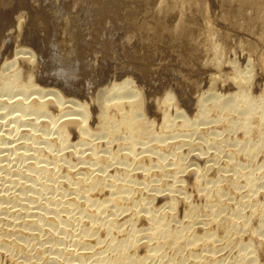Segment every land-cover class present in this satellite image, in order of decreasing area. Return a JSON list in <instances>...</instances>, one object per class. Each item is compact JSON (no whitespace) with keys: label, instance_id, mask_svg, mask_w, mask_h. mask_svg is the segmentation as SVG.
Returning a JSON list of instances; mask_svg holds the SVG:
<instances>
[{"label":"rangeland","instance_id":"obj_1","mask_svg":"<svg viewBox=\"0 0 264 264\" xmlns=\"http://www.w3.org/2000/svg\"><path fill=\"white\" fill-rule=\"evenodd\" d=\"M17 1L13 0V2H14L13 3L12 0H11L12 4H11V7H10V8L14 7L13 11L16 12V13L14 12L15 14H13V16H15L14 18L18 19V20L14 19L15 22H19V21L20 22H22V21L24 22V20H26L24 22L25 25H24L23 22L22 23H23L24 26L31 27V30H30V28H28V29L32 33L36 34V32H37V34H42V35L45 34V37L43 36L45 38L44 39L45 42L42 39H40L42 43L39 42V46L41 44H42V46L45 44V46H43V48H40L41 46L39 47L38 43L37 44H32L30 46L28 41H27V44H26V42H24L25 40L23 39V36L26 37V39H27V35H28L27 31L28 30L25 27H23L22 30L24 31L26 29L25 32L20 34L21 37L18 36L21 40L17 37L19 40L17 39L14 42V43H16L17 41L18 42L20 41L22 44L19 42L20 44L16 43V44H13V46H12V44L8 42L9 47H11V46L12 47L9 48L8 45L6 44L7 48H5V49L9 50V52L7 51L8 52L7 53L6 50H5V52H3L4 54L1 53V55H0V77H1L0 80H2L3 76L6 77V78L7 77L9 78V76L12 77V75L15 74L14 72L17 73L19 70H21V74H22L20 82H18V83L17 82H15V83L12 82V83H10L8 85V87L4 86L2 84L0 85V102H1L0 103V128H1L0 129V137H1V139H0V142H1L0 143V150L5 152L4 153V152L0 151V157H4V158L0 159L1 167L3 165V168L0 167V172L2 174V175H0L2 177V179L0 177V197L5 199V201L2 199V201H1L2 204L0 203L1 207L3 208V209L1 208L2 211L0 212V219L3 217L0 220L1 221L0 222V230L2 229L1 231H3V232L0 231V236H1L2 233H4V234H2L3 236L0 237V248L2 249V250L0 249L1 250L0 252H2L0 254V264H18V263L19 264H28L27 262L30 263L29 257H30V259H33L32 262H34V260L36 261V259H37L36 256H38L37 254L41 250L40 248H43L44 246H47V247H50L51 250L53 249L52 246H50V245H53L52 244L53 240H51L52 242L50 241L49 238H51V237L49 236V234L48 233H44V232H42V231H40L38 229H35L34 227L31 228V229H27V230H29L27 232H31V233H33V232L35 233L36 232V234L33 233L34 234V235H32L33 238L32 237L25 238L26 240L28 239L29 242H28V240L26 241V240L22 239L24 237H21V240H20V238H19L20 235L18 237L17 234L18 233L19 234L23 233L26 230V228L24 227L23 223H21V222L23 220H25V219L26 220L27 219H31V221L33 219L35 221L37 220V218L39 216L37 215L34 218L32 216L33 215V211H36L35 214H37L38 210H36L37 208L35 206L37 205V203H40V202H42V204H43V202L45 201V196L44 195H48V194L52 195V193H53V195L55 194V196H56V194H57V196H60L62 192H63L62 194H64L65 190L67 191L66 193L69 194L67 197H69V196H71L73 194V193L72 194L68 193V190H69V192H71L70 190H72V189H70V188H73V186L76 188L77 184L74 183L75 185H73L71 181L76 179L75 178L76 175L77 176L81 175L80 177H83L82 175L83 174L85 175V173L88 172L87 169L90 167L89 163H87L88 164L87 165V164H85L82 161H83L84 158L86 159L87 157H89L88 160H93L92 159L93 157H91V152L93 151V149L97 148L96 152L99 155V157L102 155L101 158H103L104 163H106L105 161L108 160L107 159L108 157L109 158L111 157V151L112 150H113L112 151V155L116 154L118 149H119V151H118L117 155L119 153L120 154L124 153L126 150L127 151L124 153L125 156L128 153V151L131 152V149H129L130 147L128 148L129 142L131 140L130 133H127L125 130L124 131L122 130L123 132L120 131L118 133L117 138L115 137L116 135L112 136V135L107 134L108 130L106 131V129H107V127L109 128V126L111 124L109 122H107V123H109L110 125L107 124L106 121L108 119H110V118H108V116H104V114L102 115V113L104 112V106H105L104 103L105 104H107V103L110 104L111 103V105H109V107L111 108V106H113L112 108L116 111L118 108L116 109V106L113 105L114 103L112 104V102H115V104H116V102H118L120 100H124L125 102L126 101L128 102V100L130 101V98L134 99L136 94L138 95V94H140L142 92L143 93L146 92L148 94V97H147V94H146V97L148 98V100L149 99L150 100L148 101L146 99V104L147 105L144 104V107L138 108L137 111H136V114H137L136 116L140 120L136 118L137 119L136 123L138 125L135 124V126H136L135 127L136 128L135 134L137 135L136 137H138V138H136V140L138 139L137 140L138 142H136L135 154L139 153V155L137 157H139V160H140V156L142 157V154L144 155L142 158H144L145 155L148 156L149 154L152 153L153 156L152 155H149V156H152V157L155 156L154 157V159H155V158L158 157L156 153L157 152H161L162 147H163V149L165 147H167L165 152L168 153L167 156L168 155L169 156L168 157L165 156L163 158V160H162L163 162H165V167L160 168V167H157V166L154 165L151 168L152 170L150 169L149 172H145L141 168L139 170L136 169V167L139 166V165H137V163L139 164L138 161L124 160L123 158H125V156L122 154L123 155V157H122L119 154L121 157L118 156V158H117L118 160L117 161L111 160L112 164H111V162H110V164L108 163V168H106L107 172H105V171L104 172L106 173L105 176L107 175L106 178H107V180L109 182V185H110L112 183V181H114V180H110V179H113L115 176H117V177H115L116 179L115 178L114 179L115 180L118 179L117 181H119V178H118L119 175L118 174H120V176L123 177L124 174L128 173L129 169L135 168L134 172H131L135 176L131 175V178H128V179H130V181L127 180V181H129L128 182L129 188L125 191V194L127 195V197L125 196V198H127V200L125 199V202H124L125 206L123 205L125 207V209L122 206L123 209H122V207H119V209L121 208L123 210V212H122L121 209L116 211L117 206H115L114 204L109 202L108 199L112 195L111 193H109L110 192L109 190H111V187H109V186L106 189V190L109 191V192L107 191V193H106L105 189L102 190V189H99L98 187L93 189V191L96 190L95 192L90 191V192H92V193H90V195L92 194L91 197H92V199L94 198V204H95V205L90 204L89 206H92V207H90V209L91 210L92 209L93 210L94 209L97 210L96 207L97 208L99 207L100 203H102V200H104V201L107 200L108 204L106 203V205H107L108 211L103 213L102 218H104V216L109 218V215H110L111 218L113 219L114 217L116 218V215H117V219L122 224L123 229H126L127 232H135V233H138V234L144 236L143 233H145V232L147 233V231H144L143 229H145V228H147V226H149V222H148L149 220H147V218H144V217L142 218L141 215H139V217H138V215L135 216V213L137 212V210L138 211L141 210L142 214L144 215L145 214L144 212L146 211V208L150 207V206L152 207L154 205L153 207H156L157 209L159 208V210L161 209L160 211H158L159 215L160 216H164V217H166L168 219L167 220L165 218L171 224V225L169 224L171 228H180V227H183L190 220L189 219L190 214H188V211H189L188 209L189 208H192L190 210H193V211L196 210L198 212V213L196 212L197 215L195 214L196 218H199L198 220H201V219L206 220L205 218H207V215L211 214L210 213V211H211L210 207L208 205H206L208 207L207 208L204 205V203L206 204V201L205 200H204L205 202L203 201V199H204L203 196L205 197V188L207 187L206 189L207 190H212L211 194L213 196L217 197V194L219 193V191H218V193L216 192L217 189L215 190V188L213 186L214 185L213 181L216 180V179L219 180V178H220L219 183L222 186L221 193H223L222 194L223 197L220 198L219 197L220 195H218V197L220 199H222V202L224 201V203H222L223 204L222 208L225 209L224 211H226V213L224 211H223L224 213L221 212L220 215H221L222 218H224V216H227L228 215L227 212H229V211H230L229 214L233 213L234 210H236L235 209L236 204L238 205L239 202H240V205L242 204L241 205L242 207L244 206L243 207L244 209H243V212H240V213L238 212L237 213L238 215H240V216L243 215V214L249 215L248 213H250L251 211L254 213V210H255L257 215H259V218L262 217V216L264 218V214H263L264 213L263 212L264 208L262 210L263 206L259 205L260 203H263L262 201H264V196H260L261 193H259V192L257 193L256 191L250 190L251 187H247V186L245 187L244 186V184H245L244 179H241V178L239 179V175L240 174H237L236 170L234 169V168H236L235 162L236 161L238 162V160L242 161L244 163V165L247 166V167L246 166L244 167V171H249V170L253 169L254 166H257V164L260 165L261 162L264 164V162H263L264 161L263 160V157H264V149H263L264 148V142L263 141L264 140H262V138L264 137V133L263 132L261 133V132H258V131H257L258 133L255 132L256 134L255 133L252 134V135H255L254 137H252V141L248 142V143H250L249 146L251 145L250 146L251 148L252 147H254V148L256 147L258 151H259L260 148L263 149L262 151L260 150L261 152L259 151L260 152V156H261V158H259L260 161H259V159L258 160H252L250 158L246 159V157L247 158L249 157V156H247L248 153L247 152L246 153L239 152V151L236 152L237 154L234 153V155H233V159L234 160L233 159L231 160V158H230L231 156H229L231 154L230 150L231 149L236 150L235 147L237 148V146L240 145L241 141L243 142L245 140V137H243V136H245L243 134L244 133L243 132L244 129H242V127H241L242 123L240 122L239 125H238L239 127L237 126L239 129L236 128L235 126H233L234 125L233 123H234L235 119L236 120L238 119V117L240 116L239 113L242 114L241 112H243V110L239 111V113L237 115V118H236V115H235L237 113H234L233 114L234 116H230L229 118H226V117H223V115L225 113V110H224V108L222 106L217 108V109L214 108V110L212 108L213 107L212 106L213 103L218 101V100H224L226 98L225 101L227 100L226 101L227 103H232V102H234L236 100V98H238L241 95L242 92H240L239 90H241V91L244 90V88H243L244 84L243 85L239 84L241 86L240 87L238 84L235 83V79L236 78L235 79L233 78V77H238V75H240L241 73L243 75H245V74L246 75H252V77H253L252 78L253 80L251 81V82H253V84L250 83V82H249L250 84L245 82V83L249 84V85L245 84L246 87H247V90L249 88V91H251V93L253 91L252 94L257 95L256 97H258V100H260L264 96V71L262 70L261 65H258V61L259 60L257 61V59L260 56V55H257L258 52L261 51V52H259L260 54L262 52H264L263 51L264 50L263 49L264 48V46H263L264 44L259 43V40L257 39L260 36L259 32H262L261 31V27H260L261 25H259L260 24L259 21L262 18V16H259V15L263 14V12H264V10H263L264 0H255V1H253V5H250V7H248L247 4H246L247 6L245 5L246 7L245 6L242 7L241 5L238 4L239 0H235V1L234 0H227V3L225 2L226 0H206V1L205 0H183V1H186L185 3L182 0H176L178 3H175L176 1L174 2L173 0H168V1L172 2V3L174 2L172 4L173 6L171 7V9H169V10H173V11H169L168 10L167 11L168 14H167V12H165V10H163L162 11V15H161V12L159 11V10H161L160 9V4H161L162 0L161 1L160 0L159 1L158 0H150L149 3L148 2L147 3H144V2L142 3L141 2L142 5L140 4L139 0L138 1L137 0L136 1L135 0H104V1L103 0H74V1L73 0H38V1L37 0H32V1H34L33 5H32V1H30V0H28V2L30 4H27L26 0H21L23 2L18 1V3H17ZM39 1H41V2H39ZM179 1H182V3L179 4ZM198 1L201 2V4L203 3V5H202L203 7L201 8V10H199L200 13L197 10V9H199L197 7ZM134 2H136V3H134ZM206 2H208V3H206ZM235 2L238 4V6H237V4ZM260 2H262L261 5L263 7L259 4ZM137 3L140 4L141 8L143 6V8L142 9L141 8L138 9L139 5H137V7H136ZM182 4H184V7L187 5L189 7V9H192L191 11L188 10V9L186 10L187 12H185V13H188L187 16L189 14L190 15L187 18L186 14H185V16L183 17L184 18L183 20L181 18H179L180 16H179V11H178L179 9H181L183 7ZM191 4H192V6H191ZM254 4L257 7H255ZM180 5H182V7ZM208 5H209V8H208ZM259 5H260V7H262V9H260ZM16 6H18V7H16ZM42 6H43L44 11H46V12L42 11L43 10ZM178 6L180 8H177ZM191 7H194V8H191ZM236 7H238V9ZM175 8H177V9L175 10ZM193 9H195V11H193ZM204 9H206V12H205ZM208 9H209V14L207 12ZM257 9L260 12H261V10L263 12H261L259 14ZM37 10H39V11L41 10L44 13V15H42V18H43L42 21L40 20V19H42L41 18L42 12L41 11L39 12ZM202 11L205 12L204 15H203ZM256 11H257V13H255ZM38 12H39V14H38ZM176 12L178 13V17H177ZM22 13H23V15H22ZM36 13H37L38 17H36L37 16ZM54 13H55V15H54ZM166 15H167V17H165ZM207 15H209V16L206 17ZM20 16L23 17V18H21ZM46 16H47V19L45 20L44 17H46ZM110 16L112 18H110ZM18 17H20L21 20H19ZM258 17H261V18H258ZM37 18L41 21V22L39 21L40 23H45L44 26H43L44 28L43 27L42 28L45 29L43 31H47L46 32L47 36H46L45 32H44V34L40 33L42 31L40 30L41 26H39L40 24H39ZM158 18L161 19V20H159ZM185 18H186V20H185ZM255 18L257 19V21H254V20H256ZM177 19L179 21L181 20V22L177 23V21H176ZM47 21H48V23H47ZM253 21H254V23H253ZM158 23H159V25H158ZM48 24H50L49 26H51L54 30L51 27L47 29V27H49V26H47ZM70 24H71V26H70ZM41 25H43V24H41ZM177 25H179L180 27L177 26ZM208 25H210L211 27H212V25H214V27H212V28L216 29V32H215V29H214V32L217 33L216 36L214 37V40L216 42L214 40L213 41L211 40L210 42H212V43H210L206 38L205 39L207 41L203 38L205 36V31H206V28H207L206 26H208ZM102 26H103V28H102ZM175 26H177V27H175ZM253 26H256V27H253ZM252 27H253V29H252ZM257 27L260 28V30L257 29ZM11 29H13V31ZM11 29L7 30V33L8 34L11 33L10 35H14V32H16L15 33V36H16V34H18V33L16 31L17 28H16V26L14 24L11 27ZM33 29H34V31H33ZM178 29H181V30L177 31ZM217 29H219V30H217ZM10 30H11V32H10ZM36 30H38L39 32L36 31ZM75 30H77V31H75ZM79 30H82V31H79ZM99 31H100V33H99ZM174 31L176 33H174ZM116 32H117V34H116ZM127 32H128V34H127ZM179 33H181V34L179 35ZM23 34H25V35H23ZM78 34L84 36L86 38V40L82 41L81 43H79L78 40H77L78 39ZM87 34L88 35L90 34V35L87 36ZM94 34L96 36L100 34L98 36V38L101 39L99 42H95V41L91 40L92 39L91 36H94ZM49 35L52 38H50ZM76 35H77V37H76ZM132 35H134L135 37L132 36ZM73 36H75L77 39L74 38ZM102 36H103V40H102ZM179 36H181V37H179ZM46 37H48V39H47L48 41H50V39H51V41L52 40L53 41L54 40H59L60 42L61 41H63V42L66 41L67 42V43L66 42L63 43V44H65L67 46L66 49H65V45H62L64 47H62L60 45L62 47V50L60 48V51H64V52H61V53L67 55L66 56L67 58H65V56H64L63 58H65V59H61V60H64V62L66 63L65 66L68 63L69 64L67 66L71 65L70 63H72L73 61L76 62V59L80 60L79 57L72 58L73 56L83 55L84 58H86V56H87V59L85 60L86 62H84L85 64L82 63V67H80L81 69H79L78 71L73 69L74 65H77V63L75 64L73 62L74 63V64H72L73 66L71 65L73 68H71L70 66L68 67L70 69H73V71H72L73 72L72 73L73 74V78H74L73 83H74V81H75V83L76 82H79L80 84L82 83L83 85L81 84V86H84V88H86V93H79V92L68 91V90L66 91L64 89H60V87L57 86L58 84L53 82V79H52V81H50L51 78H53L52 77L53 73H55V71L58 70L59 65L56 62L57 64L56 63L55 64H56L57 67L55 65H53L50 68V64L51 63H47V61H46V59L49 58V56H48L49 51H50L49 50L50 49L49 45L52 44L51 41L50 42H46L47 41ZM136 38H137V40H136ZM22 39H23L24 43L22 42ZM253 39L254 40H258V41H256L257 43ZM146 40H148V41H146ZM90 41L95 45V47H94V45L92 43H90ZM217 41L220 42V43H218ZM214 42L217 43V44H213ZM254 44H255V47H254ZM205 45H206V47H205ZM214 45H216V47L219 45L218 48L220 50L214 49V48H216V47H214ZM220 45L221 46L223 45V46L221 47ZM1 46H3V45H1ZM68 46H70V47H68ZM75 46H76V49H75ZM99 46H101V48H99ZM210 46H212V47H210ZM45 47H47V48H45ZM209 47H210V50L208 49ZM37 48L40 49V50H38ZM203 48L206 49L205 52H203L204 51ZM23 49L26 50V52ZM41 49H43V50L41 51ZM46 49H48V50L46 51ZM189 49L192 50V51H189ZM211 49H213V50H211ZM261 49H263V50H261ZM22 50L24 51L23 53L21 52ZM29 50H30L31 53H29ZM66 50H68L67 51L68 54L65 53ZM17 51L19 53H17ZM73 51H74V54H73ZM100 51H101V53H100ZM211 51H216V52L218 51V52L216 53V52H211ZM32 52H34V53H32ZM38 52H40V54ZM93 52H95V53H93ZM16 53H17V55H16ZM41 53H42V55H41ZM30 54L34 55V56H32L33 58L34 57L36 58V64L33 65L34 68H30L31 70L27 69V68H23L25 65H23L21 63V61L19 60V59L22 60L23 59L22 57H24V58L26 56L30 57ZM207 54H208V56H207ZM221 54H223V55H221ZM37 55H38V57H37ZM4 57H6L7 59L4 58ZM43 57H45V58L43 59ZM220 57H222V58H220ZM15 59H17V60H15ZM214 59H216V60H214ZM222 59H223V61H222ZM42 60H43V62H42ZM65 60H67V61H65ZM68 60H69V62H68ZM70 61H72V62H70ZM91 61H92V63H91ZM208 61H209L210 64L208 63ZM39 62H40V64H39ZM32 63H35L34 60H33ZM256 63H257V65H256ZM91 64H92V66H91ZM46 66L48 67V70L46 69ZM216 66H218V67H216ZM84 67H85V69H83ZM215 67H216L217 70L215 69ZM257 67H258V69H257ZM139 68H142L143 71H145V73H146L145 76L147 78V81L145 80L146 78H144V79L142 78V75L140 76ZM211 68H214V69H211ZM251 68H253V69H251ZM36 69H38V70H36ZM208 70H210V71H208ZM238 70L241 71V72H239ZM22 71H24V72H22ZM236 71H238L240 74L237 73ZM252 71H254V72H252ZM250 73H252V74H250ZM261 73H263V74H261ZM29 74H30V76L33 75L35 78L37 77V79H34L35 80L34 81V83H35L34 88L33 87L31 89L28 88V90L26 91V94L24 93L25 95L22 94V92L20 94L21 86L22 85L25 86V84L27 85V83L30 80L29 79V77H30ZM36 74H37V76H36ZM48 74L51 75V76H49ZM41 75H42V78L45 77V79H47V78L49 79V80H46L47 83L45 82V80H43L44 78L41 79ZM254 75H256V76H254ZM57 76H58V74H57ZM38 77H40V78L38 79ZM211 78H212V80H211ZM215 78L219 79L220 83H219L218 80L216 81ZM127 79H130V80H128V81H130L129 84H127L125 87L121 86V83H123L124 80H127ZM220 79L223 80V81H221ZM41 80H43V81H41ZM210 80H211V82H210ZM214 80H215V83L218 82L219 85H217V83L215 84L213 82ZM48 81H50L51 83H49ZM223 82H225V85H224ZM16 83H17V85H15ZM214 84H215V86H217V89L215 88ZM220 84H223V86L220 85ZM36 85L40 88V89L38 88L39 91L41 90L40 93H39V91H37L38 93L35 91L37 89L35 87ZM213 87L216 90H214ZM50 89L53 91V93L50 92L51 91ZM46 90H47L48 94H47ZM166 91L167 92L169 91L168 96H170V100H171V95H173L171 101L173 102V104L174 103L176 104V106H177L176 107V111H175V108H173V107H175L174 106L175 104L171 105L170 101H167L168 103L170 102L169 103L170 106H169V104H167V102L164 104V101H163L162 105L160 103H158L160 98L162 100H164V96L167 94ZM68 92H70V94ZM71 92H73V93H71ZM233 92H235V93H233ZM261 92H262V94L260 95ZM33 93L36 96H38L37 94L46 93L47 96L49 95L48 97L52 96L51 98H53V99L56 98L55 96H57L58 99H59V97H61L60 98L61 100L63 98L64 106L69 109V110H66V111H69V112L71 111V113H73L74 108L77 109V110L75 109L76 112H78V110H80L78 112L79 114L76 113L77 116L78 115L80 116V112H81L82 108L84 109V107H87L86 105H88L89 113L91 112L90 114L87 115V116L90 115V117H89L90 120H88V123H89L88 129L90 130L91 133L88 131L85 136H86L87 141H89V142L91 141L93 144L97 143L99 145L96 144L97 145L96 147L93 145L95 148H91L92 145H91V142H90L91 147H89L90 145L87 142L82 141L80 139L81 137H79L80 134H79L78 126H73V125H70L69 126L70 128L68 127L70 131L73 130V133H72V131L69 132L70 133L69 134V141L67 143H64L63 138H61L58 135V129L57 128H59L58 126H60L61 123L63 124L62 118L60 119V116H61L60 113L63 114V113H67V112L66 111L61 112L60 106H57L58 104H56V103H49V104L47 103L49 105V107H50V108H48V105H47V110H48L47 112L49 113V115H48V113H47V115H44L43 117L40 115L39 117H41V118L38 117L39 113L43 115V113H41V112H37L38 113L37 115L36 114L35 115L34 114L30 115L29 118L32 121V123H31L32 125L31 124H29V125L27 124L25 126L21 125L22 126L20 128L21 131H19L20 130L19 129L20 126L18 127V125H16V123L14 124L12 119H11V116H12L11 113L12 112L16 113L18 110H15V109H19V108H18V105H13L12 106L11 103H13V102L10 103V101H14V100H16L18 98L24 99L25 96H26V98L28 97L29 101L33 102V101H35V99L32 98V97L35 96ZM238 93H239V95H238ZM169 94H171V95H169ZM13 96H14V98H13ZM9 97H10V99H9ZM198 97H199L200 100H198ZM201 98L203 99V101H202ZM229 99H233V100H229ZM116 100H118V101H116ZM70 101L73 104H75V106L72 107L73 104ZM154 101H156V102H154ZM200 101H202V102H200ZM69 102L71 103V107H69V105H70ZM160 102H161V100H160ZM149 103H152L153 105L151 106ZM76 104H77V106L79 105V107H81V109L79 107H77ZM97 104H98V108H97ZM166 104L169 107L168 109H170V110H168L167 113H169V112L171 113V114L169 113L170 117L172 116L171 119L174 120V122L177 120L176 123H174L175 125L173 124V126H174L173 128L172 127L171 128L170 127L169 128L168 127L165 128L164 127L165 124L163 125V123H164L163 122V116H161V114L162 113L164 114L163 111H165V112L167 111V105ZM148 105H149V108L147 107ZM10 106H12V107H10ZM94 106H96V107H94ZM114 106H115V108H114ZM160 106H161V108H160ZM156 107H158V109H160V110H156L157 109ZM170 107L172 109H174V111ZM67 108H65V109H67ZM88 108H87V110H88ZM112 108L110 109L112 111L109 110L110 113L113 112ZM154 108H156V109H154ZM202 108L204 109V112H203ZM12 110H14V111H12ZM138 110H140V111H138ZM161 110H162V112H161ZM217 110H219V111H217ZM100 111H101V113H100ZM18 113H20V112H17L16 114H18ZM199 113H202V114H200V116H199ZM217 113H220V114H217ZM76 114L73 113L71 115H76ZM116 114L118 115V112L114 113L112 115L117 116ZM81 115H83V114H81ZM218 115H221V117L218 116ZM46 116H47L48 119L46 118ZM84 116H86V115H84ZM84 116H80V118H82ZM101 116L102 117L104 116V117L102 118ZM36 117H38V118H36ZM231 117H232V120L235 117V119L233 120V123H230L231 122V119H230ZM34 118H36L37 122H40V120H41V124L40 123L34 124V122H36V120ZM104 118L105 119L108 118V119H106V121H105ZM57 119H59V120H57ZM55 120L57 122V125L56 126H52L53 124H51V122H53V121L55 122ZM146 120H147V122H146ZM90 121H91V123H90ZM143 121H144L145 124L143 123ZM214 121H215V123H214ZM151 122H152L153 125H151ZM183 122L184 123L186 122L187 124L186 123L184 124ZM104 123L107 124L108 126L106 127V125H104ZM149 123H150V125H149ZM181 123L183 125H181ZM7 124H9V125H7ZM12 125H14V126L12 127ZM15 125L17 126V128L15 130L19 129L18 131H15L13 129L15 127ZM184 125H185V127H184ZM10 127H12L11 129L13 131H11ZM72 127H73V129H72ZM75 127H77V128H75ZM163 128H165V129H163ZM183 128H184V130H183ZM195 128H196V130H195ZM7 129H9V131H11V132H7L8 131ZM235 129H237V130H235ZM31 131H32V133H31ZM188 131H189V133H188ZM3 132H4V134H3ZM5 132H7V133L5 134ZM174 132L177 133V134L173 135ZM77 133L79 134V136L77 135ZM179 133H180V135H179ZM209 133H210V135H209ZM217 133H219L220 135L217 134ZM7 134L8 135L10 134L9 136H11V137H9ZM163 134L164 135L166 134V136H164ZM177 135H179V136H177ZM5 136H6V138L8 140L5 138ZM35 136H36V138H35ZM110 136H112L113 138L110 137ZM3 137H4V140L2 139ZM173 137H175V138H173ZM52 138H53V140H52ZM111 138L114 139V141L115 140L116 141L115 142L112 141ZM45 139H46V141H47V139H49V141H47V143H46ZM259 140H261L262 143ZM3 141H6L8 143L4 144ZM80 141H81V143H80ZM87 144H88V146H87ZM6 145H7V147L9 145L13 149L10 150V147H9L8 151L7 150L6 151L3 150V149L6 148V147H4ZM225 145H227V146H225ZM233 145H235V146H233ZM259 145H261V146H259ZM217 146H219V147H217ZM83 147H84L85 150L83 149ZM87 147H89V148H87ZM147 147H148V149H147ZM79 148H81V149H79ZM142 148L143 149L146 148V152H145V149L143 150ZM14 149H16V151H13ZM52 149H53V151H52ZM75 149L76 150L78 149L79 151H74ZM82 149L85 152H86V150L88 152L85 153ZM89 149L90 150L92 149V150L90 151ZM81 150L86 155H87V153L89 155H87V157H85V154H83ZM97 150H99L100 152H98ZM171 150H173V151H171ZM201 150H203L204 152L201 151ZM19 152H20V154H19ZM74 152H76V153L78 152V153L75 154ZM199 152H201L202 154H200ZM174 153H176V154H174ZM227 153L228 154L230 153V154L227 155ZM35 154H37V155H35ZM59 154H60L62 159L57 157V156H54V155H59ZM172 154H174V155H172ZM34 155H35V157L38 156V159L40 157H42L44 159V157H45V161L48 160L49 164L51 163L50 165L49 164H47V165L51 166V169L54 172L52 171L53 173H46L45 174V172L42 171L43 173L42 172L36 173L32 169H29V168H32L33 165H35L36 162L39 161V160L35 159ZM80 155L81 156L83 155L84 158L81 157ZM93 156H94V154H93ZM185 156H187V157H185ZM52 157H54V158H52ZM105 157H107V158H105ZM63 158H64V160H63ZM142 158H141L140 162H142L143 164H148V158L149 157H146L147 160H144L145 158L144 159H142ZM4 159H6V160H4ZM80 159H82V160H80ZM49 160L52 161V162H50ZM65 160H66V162H65ZM114 161H115V163H114ZM150 162H149V164H150ZM173 162H174V164H172ZM230 163H231V165H230ZM42 164H46V162H44L43 160H40V165H42ZM73 164H74V166H73ZM179 164H180V166H178V167H180V169L178 168V172L176 171L177 172L176 173L174 169H176L177 168L176 166L179 165ZM186 164H187V166H186ZM232 164L235 165L234 168H233L234 165H232ZM27 165H30L32 167H30V166L28 167ZM76 165L78 166V168H79V166L81 167L80 168V172L81 173H79L78 168H75ZM82 166H84V167H82ZM191 166H193V167H191ZM68 167L74 168V170L76 169L78 171V172L75 171V173L77 172V174H75V173H74V175L72 174L74 179L70 178V180L73 179L70 182H69V179L67 180V177H66L67 175H65L70 170V168H68ZM83 168L85 170H87V172H85V170ZM186 168H188V169H186ZM210 168H212V169H210ZM6 170H8V171H6ZM71 170H73V169H71ZM82 170H84V171H82ZM180 170H181L182 174L179 173ZM182 170H183V172H182ZM185 170H187L188 172L185 171ZM192 170L197 171V173L199 172L198 175L195 174V172L193 174H191L190 171L193 172ZM18 171H20L23 176H20L18 174ZM140 171H141V174H140ZM262 172H264V169H263ZM26 173H27V175H28V177L30 179L28 177L24 176V174L26 175ZM39 173H42V174H40V177H39L40 179L37 181V183L32 184V180L34 179L33 176L34 175H38L39 176ZM175 173H176L177 176L175 175ZM88 174H89V172H88ZM88 174H86V175H88ZM108 174L110 175V177L108 176ZM86 175L84 177L87 178ZM199 175H200L201 179L203 178L202 180L200 178H198ZM233 176H235V177H233ZM121 177H120V180H122ZM178 177L181 178V180ZM224 177H226V178H224ZM262 178H258L257 179V183L259 182V180H260V182L262 181V183H259V185H260L259 189H261V187L263 186L262 188L264 190V183H263L264 182V177H262ZM193 179H194L195 183L192 182ZM231 179L233 180L234 183H232ZM178 180H180V181L178 182ZM200 180H201L202 183L200 182ZM175 181H176L177 184L175 183ZM21 182H23V183H21ZM119 182H117V183H119ZM149 182L152 185L155 184L157 186H152L151 185L153 188H151V186L148 187L146 183H149ZM196 182H198L199 184L197 183V185H195ZM121 183H123V180H122ZM173 183H174V186L176 185L175 187L177 188V190L174 189V192H177L176 195L179 197V193H180V196L184 195L183 197L185 199L188 197L186 200H188L189 202L186 201L185 199H183V197H179L180 199L177 202L178 203V206H177L178 209L176 208L177 210H175L173 212L174 214L171 215L170 214L171 211H169L171 209L168 208V207H171L169 205L170 204V201H169L170 199L168 200V198H170V196L166 192L170 191V190H167V189L172 188V184ZM178 183L179 184L181 183V184L178 185ZM190 183L191 184L193 183L192 186H191ZM23 184H25V185L23 186ZM144 184H145V186H144ZM170 184H171V186H170ZM186 184H187V186H186ZM189 184H190V186H188ZM28 185H32L31 186L32 188L34 186L35 191H34V189H33V191L29 190V189L27 190L26 187ZM168 185L170 187H167ZM177 185H178V187H177ZM202 185H204L203 186L204 190L202 189ZM70 186H72V187H70ZM198 186H200V187H198ZM158 187L160 189H156ZM161 187L163 189L165 188L166 190H163ZM238 187L241 188V189L243 188L242 190L240 189V191H239L240 194L238 193V190H239ZM23 189H24V191H23ZM52 189L53 190L56 189L57 192H55V191L53 192ZM155 189L158 190V191L156 192ZM200 189H202V190H200ZM100 190L102 192H100ZM164 191H165V193H164ZM198 191L199 192L202 191V192L199 193ZM23 192H24V194H23ZM174 192H173V195L175 194ZM26 193H28L27 197L25 195ZM58 193H59V195H58ZM157 193L158 194L162 193V195H164V196H161V195L159 196ZM224 193H225V195H224ZM1 194H3V195H1ZM41 194H43V195H41ZM166 194L169 197L168 196L166 197ZM200 194H202V197H201ZM247 195H248V197L251 196L249 198H252V199H249L247 197ZM2 196H4V197H2ZM30 196L33 198V201H32V198ZM18 197H19V199H18ZM42 197H43V199H42ZM95 197L97 198V201H96L97 202V206H96V203H95V200H96ZM154 197L156 198V200L154 199ZM253 197H255V198H253ZM261 197H263V200H261ZM105 198H107V199H105ZM161 198H163L164 200L161 199ZM247 198H248L249 201L247 200ZM258 198L260 199V201H259ZM226 199H228V200H226ZM256 199L259 202V204L257 202L256 203L254 202V201H256ZM34 200H37V202L36 201L34 202ZM79 200L82 203H84V200L86 201V199L81 200V198H79ZM180 200L183 203L182 202L180 203ZM241 200L244 203H242ZM167 201H168L169 204H167ZM250 201L251 202L253 201V202L251 203ZM12 202H14V203H12ZM98 202H100V203H98ZM90 203H91V201H90ZM131 203L134 204L133 205L134 207H135L136 203H138V204L140 203L141 205L139 204L140 206L137 207L138 209H135L136 207L135 208L133 206H132V208L130 207ZM21 204H23V205H21ZM111 204H112V206H111ZM185 204H186V206H185ZM224 204H225L226 207L224 206ZM192 205H193V207H192ZM22 206H23V208H22ZM93 206L95 208H93ZM187 207H189V208H187ZM13 210H14V212H13ZM261 210H262V212H261ZM5 211H7V213ZM10 211L12 212V214H14V215L16 214V215L15 216L14 215L11 216V214H10L11 212ZM112 211H115V212H112ZM26 212H30L29 216H28V213H26ZM126 212H128V213H126ZM190 212L191 211H189V213ZM252 212H251V214H252ZM45 213H46V211H45ZM30 214H32V215H30ZM47 214H49V217L52 216V213H47ZM165 214H167V215L165 216ZM64 215H65V213H64ZM131 218H132V220H131ZM259 218H257V216H256L257 220H254V219H253V221L251 220V225H253L255 227L257 226V228H258L257 232L255 233V236L253 235L254 237L253 236L251 237L252 234H250V231L248 230V228L246 229V228H242L240 226H235L234 229H232L231 231L230 230H229V232L227 231L230 234H228L225 230H222L220 228V226H218V225H217L218 227H217L216 230H215V228H216L215 226L216 225L212 226L213 224L208 223L206 226H207V229L209 227L208 230H211V227H212L215 230V232L217 231L216 233H219V235L221 236L220 237L221 240L223 238V240L222 241L220 240L217 244L221 248L224 246L222 248L223 250L221 252H223L222 254L225 256V258H227V256H228L227 260L229 261V260H233L232 258H234V255L235 256L236 255L239 256V254L241 253V250H239V249L241 248V246L243 244L246 245V242L248 244L249 242L253 241L251 244L254 247L258 248L260 246L259 243L261 241L262 242L264 241V226H260V227L258 226L259 225L258 223H260ZM177 219H178V221H177ZM64 221L65 220L62 221L63 223L62 222L60 223L58 220H56L54 224L55 225H57V223H58V225L61 224L60 225L61 227L62 226H63V228L66 227V228H68V230L69 229L70 230L74 229V225H72V223H70V222L68 223V220L66 221V223H64ZM45 222L47 223V221H45ZM9 223H10V225H9ZM46 223H44V224L46 225ZM240 224L241 223H239L238 225H240ZM67 225H68V227H67ZM124 225H126V226H124ZM200 225L203 228L205 227L203 224H200ZM46 226H45V228L51 227V225H49V223ZM71 226H73V227H71ZM133 227H135V228H133ZM128 228L129 229L131 228V230H129ZM203 228L200 229V227H199V229H197L196 231H198V233L201 234L200 232H203ZM136 229H139V230H136ZM235 229H236V231L239 230L240 232L239 231L236 232ZM16 230L18 232H16ZM56 230H58V229H56ZM214 230H211V231H214ZM11 231H14L12 233H14L15 235H13L11 233ZM223 231H225L229 236ZM38 232L41 234L40 237H39V233ZM43 233H44V235H43ZM102 233L103 232H101L98 236H101V240L102 239L104 240V241H102V244H100V245L102 247H105L107 245V242H108V237L106 235H104V233L103 234ZM146 233H145V235H146ZM222 234L227 235V238L224 235H222ZM239 234H240V236H239ZM11 235H13V237ZM115 235L118 236V237L119 236L120 237L123 236V235L122 236L119 235V233H115ZM15 236H17L19 238L20 246L18 248H16V247L14 248L13 247L14 249L11 248L13 250H11L9 248L10 251L8 250V248L5 249V246H7V242L9 241V239L16 238ZM98 236H96V238L100 239V237H98ZM7 237L8 238L10 237V238L8 239ZM106 238H107V241H106ZM45 239L47 240V243H46ZM22 240H24V241H22ZM144 240H146V238ZM94 241H97V240L94 239ZM103 242L106 243V244H104ZM26 243L27 244L29 243V244L27 245ZM4 244H6V245H4ZM255 244H256V246H255ZM142 245H143L144 249L142 248ZM144 245L145 244L142 241L141 247H139L140 249L137 250V252L135 253L134 257L139 258V257L144 256L146 254V248H145ZM238 246H239V248H238ZM3 249H4V251H3ZM52 251L49 252V248L46 249V251H44V253H42V259H40V261L37 259L36 264L37 263L38 264L39 263L43 264L45 262H47V264H48L49 260H51V258L54 259V257L58 259V262L63 260V261L60 262V263L63 262V264H64V261H65V264L66 263L67 264L80 263L79 262L80 260H78L77 258L76 259L74 258L75 260H73V258H71V260H73L74 262L71 261V260L70 261H66V259H64V258L66 257L65 255H68L67 251L63 252V250H62V254L59 251L60 256L58 254L54 253L56 256L58 255L57 257L52 253ZM110 251H111V253L107 252V254L109 256H111L113 254L112 250H110ZM237 251H239L240 253L238 254ZM24 252H25V254L27 253V256H28L27 258H26V256H23ZM172 252H171V250H169L168 254L169 253H171V254L168 255L169 257H167V256H165V258L163 257L164 258L163 261L164 260L167 261V259L170 260V256L171 257L174 256V254ZM63 253H64V256H62ZM48 255H50V257ZM53 255H54V257H53ZM153 256H154L153 260H151L150 259L151 257H149L148 261L145 260L147 263H145V261H144V264H154L156 262V259H155L156 257H157V260L159 259V261H157V263L161 264L160 262H162L161 261L162 257L158 258V255H152V257ZM59 258H60V260H59ZM136 258H134V259H136ZM258 260H259L257 262L258 264H264V254L263 253L261 254V257H259ZM60 263H58V264H60ZM109 263H107V264H109ZM110 264H112V263H110ZM132 264H137V263L134 262Z\"/></svg>","mask_w":264,"mask_h":264},{"label":"bare ground","instance_id":"obj_2","mask_svg":"<svg viewBox=\"0 0 264 264\" xmlns=\"http://www.w3.org/2000/svg\"><path fill=\"white\" fill-rule=\"evenodd\" d=\"M15 1H17V0H15ZM18 1H21V0H18ZM18 1H17V3H18ZM27 1V4H30L29 2H28V0H26ZM30 1H32V0H30ZM38 1V0H37ZM74 1V0H73ZM104 1V0H103ZM136 1V0H135ZM138 1V0H137ZM140 1V4L142 5V3L144 2V3H149L150 2V0H139ZM159 1V0H158ZM161 1V0H160ZM174 2L176 1V0H173ZM183 1V0H182ZM182 1H179V4L180 3H182ZM206 1V0H205ZM235 1V0H234ZM253 1H255V0H239V5H241L242 7L243 6H245L246 4L248 5V7H250V5H253ZM12 2H13V0H12ZM21 2H23V1H21ZM25 2V1H24ZM39 2H41V1H39ZM49 2V1H48ZM60 2V1H59ZM76 2V1H75ZM122 2V1H121ZM142 2V3H141ZM173 2V3H174ZM184 3L186 2V1H183ZM193 2V1H192ZM212 2V1H211ZM226 3H227V0L225 1ZM237 2V1H236ZM235 2V3H236ZM257 2V1H256ZM14 3V2H13ZM33 3H34V1H32V5H33ZM134 3H136V2H134ZM172 2H170V1H168V0H162L161 1V4H160V9L161 10H159L160 12H161V15H162V11L163 10H165V12H167L169 9H171V7L173 6L172 4H173ZM175 3H178L177 1L175 2ZM188 3V2H187ZM206 3H208V2H206ZM221 3V2H220ZM234 3V2H233ZM261 3L262 2H260L259 4L261 5ZM0 44L1 45H3V46H1L0 45V55H1V53H3V52H5V48H7V45H8V42L9 43H11L12 44V46H13V44H16V43H18V44H20L18 41L16 42V43H14L15 42V40H17L19 37L18 36H20V34H22L23 32H25V30L27 29L28 31H27V33H28V35H27V39H26V37H24L23 36V39L25 40L24 42H26V44H27V41H28V43H29V45L31 46L32 44H37L38 43V46H39V42L40 43H42L41 42V40L40 39H42V40H44L45 38V34H44V32L46 33L47 31H43V30H45V29H43L44 27V24L45 23H40L42 20H43V18H42V15H44V13L43 12H46V11H44V9H43V6H42V14H41V18L42 19H38L37 18V20H38V22H39V26H41V31L42 32H40V33H43L44 35H42V34H37V32L36 31H38V30H36L35 32H36V34L35 33H32L30 30H31V27H29V26H24L25 25V21L26 20H24V25H23V23L22 22H15V20L14 19H16V18H14L15 16H13V14H15L16 12L15 11H13V8H10L11 7V0H0ZM36 4V3H35ZM43 4V3H42ZM51 4V3H50ZM140 4L139 3H137L136 4V7H137V5H139V8L138 9H140L141 7H140ZM159 4V3H158ZM237 4V3H236ZM238 4H237V6H238ZM264 4V3H263ZM21 5V4H20ZM25 5V4H24ZM47 5V4H46ZM182 5H183V7H182ZM182 5H180L182 8L181 9H179L178 11H179V18H181L182 20L184 19L183 17L185 16V14H186V17L188 18V16L190 15H188L187 16V14L188 13H185V12H187L186 10L188 9V10H192V9H189V7L186 5L185 7H184V4H182ZM203 5V3L201 4V2H199L198 1V3H197V7L199 8V9H197L198 11L199 10H201V8L203 7L202 6ZM246 5V6H247ZM255 5V4H254ZM260 5H259V7H260ZM14 6V5H13ZM27 6V5H26ZM25 6V7H26ZM31 6V5H30ZM135 6V5H134ZM145 6V5H144ZM191 6H192V4H191ZM194 6V5H193ZM206 6V5H205ZM236 6V5H235ZM245 6V7H246ZM262 6V5H261ZM16 7H18V6H16ZM22 7V6H21ZM40 7V6H39ZM95 7V6H94ZM114 7V6H113ZM188 7V8H187ZM196 7V6H195ZM213 7V6H212ZM255 7H257L256 5H255ZM263 7V6H262ZM262 7H260V9H262ZM35 8V7H34ZM73 8V7H72ZM98 8V7H97ZM134 8V7H133ZM142 8H143V6H142ZM141 8V9H142ZM177 8H180L179 6L177 7ZM177 8H175V10L177 9ZM191 8H194V7H191ZM208 8H209V5H208ZM237 9H238V7H236ZM16 9V8H15ZM14 9V10H15ZM32 9V8H31ZM49 9V8H48ZM154 9V8H153ZM156 9V8H155ZM159 9V8H158ZM207 9V8H206ZM206 9H204L205 10V12H206ZM89 10V9H88ZM97 10V9H96ZM105 10V9H104ZM108 10V9H107ZM258 10V9H257ZM263 10H264V7H263ZM31 11V10H30ZM37 11H39V10H37ZM39 11V12H40ZM63 11V10H62ZM93 11V10H92ZM169 11H173V10H169ZM193 11H195V9H193ZM197 11V12H198ZM15 12V13H14ZM39 12H38V14H39ZM107 12V11H106ZM118 12V11H117ZM205 12H203L202 11V13H203V15H204V13ZM208 14H209V9H208ZM258 12H259V14L261 13V12H263L262 10H261V12L258 10ZM21 13V12H20ZM25 13V12H24ZM33 13V12H32ZM93 13V12H92ZM95 13V12H94ZM115 13V12H114ZM119 13V12H118ZM171 13V12H170ZM173 13V12H172ZM199 13H200V11H199ZM198 13V14H199ZM255 13H257V11L255 12ZM35 14V13H34ZM137 14V13H136ZM135 14V15H136ZM167 14H168V12H167ZM176 14H177V17H178V13L176 12ZM207 14V13H206ZM20 15V14H19ZM22 15H23V13H22ZM26 15V14H25ZM36 15H37V13H36ZM35 15V16H36ZM46 15V14H45ZM54 15H55V13H54ZM59 15V14H58ZM103 15V14H102ZM111 15V14H110ZM158 15V14H157ZM160 15V14H159ZM31 16V15H30ZM29 16V17H30ZM116 16V15H115ZM173 16V15H172ZM199 16V15H198ZM209 15H207L206 17H208ZM259 16H262V18L261 17H258V18H261L260 19V21H259V25H261L260 27H261V31L262 32H259L260 34V36L257 38L258 40H259V43H262V44H264V12H263V14H261V15H259ZM21 17V16H20ZM18 17L19 18V20H21V18H23V17ZM27 17V16H26ZM28 17V18H29ZM36 17H38V15L36 16ZM35 17V18H36ZM101 17V16H100ZM121 17V16H120ZM165 17H167V15L165 16ZM256 17V16H255ZM34 18V19H35ZM45 18V20L47 19V16L46 17H44ZM61 18V17H60ZM110 18H112L111 16H110ZM126 18V17H125ZM178 18V19H179ZM190 18V17H189ZM193 18V17H192ZM201 18V17H200ZM199 18V19H200ZM204 18V17H203ZM210 18V17H209ZM257 18V17H256ZM255 18V19H256ZM103 19V18H102ZM159 19V18H158ZM166 19V18H165ZM176 20L177 21V23L179 22H181V20L179 21V20ZM194 19V18H193ZM16 20H18V19H16ZM33 20V19H32ZM159 20H161V19H159ZM185 20H186V18H185ZM208 20V19H207ZM51 21V20H50ZM49 21V22H50ZM191 21V20H190ZM206 21V20H205ZM204 21V22H205ZM254 21H257V19L256 20H254ZM254 21H253V23H254ZM160 22V21H159ZM203 22V23H204ZM211 22V21H210ZM16 23V24H15ZM47 23H48V21H47ZM97 23V22H96ZM133 23V22H132ZM176 23V24H177ZM183 23V22H182ZM207 23V22H206ZM212 23V22H211ZM258 23V22H257ZM13 24L16 26V31H17V33L18 34H16V36H15V33L16 32H14V35H10V34H8L7 33V30H9V29H11V27L13 26ZM38 24V23H37ZM41 24H43V25H41ZM53 24V23H52ZM94 24V23H93ZM130 24V23H129ZM136 24V23H135ZM175 24V25H176ZM210 24V23H209ZM29 25V24H28ZM36 25V24H35ZM50 24H48L47 26H49ZM80 25V24H79ZM97 25V24H96ZM109 25V24H108ZM158 25H159V23H158ZM181 25V24H180ZM205 25V24H204ZM258 25V24H257ZM256 25V26H257ZM57 26V25H56ZM70 26H71V24H70ZM177 26H179V25H177ZM177 26H175V27H177ZM256 26H253V27H256ZM9 27V28H8ZM23 27H25L26 29L23 31L22 29H23ZM43 27V28H42ZM46 27V26H45ZM51 26H49V27H47V29L48 28H50ZM107 27V26H106ZM115 27V26H114ZM180 27V26H179ZM207 28H206V31H205V36L203 37L204 39L206 38L209 42L212 40H214V37L216 36V34L217 33H215L216 32V29H215V32H214V29L212 28V27H214V25H212V27L210 26V25H208V26H206ZM253 27H252V29H253ZM28 28H30V30L28 29ZM35 28V27H34ZM52 28V27H51ZM59 28V27H58ZM98 28V27H97ZM102 28H103V26H102ZM101 28V29H102ZM111 28V27H110ZM134 28V27H133ZM132 28V29H133ZM46 29V30H47ZM53 29V28H52ZM72 29V28H71ZM115 29V28H114ZM175 29V28H174ZM183 29V28H182ZM256 29V28H255ZM257 29H259L260 30V28H258L257 27ZM256 29V30H257ZM12 31H13V29H11ZM11 30H10V32H11ZM54 30V29H53ZM73 30V29H72ZM126 30V29H125ZM173 30V29H172ZM181 29H178L177 31H180ZM217 30H219V29H217ZM255 30V31H256ZM258 30V31H259ZM33 31H34V29H33ZM75 31H77V30H75ZM79 31H82V30H79ZM85 31V30H84ZM104 31V30H103ZM120 31V30H119ZM176 31V30H175ZM174 31V33H176ZM39 32V31H38ZM87 32V31H86ZM90 32V31H89ZM184 32V31H183ZM182 32V33H183ZM220 32V31H219ZM75 33V32H74ZM78 33V32H77ZM98 33V32H97ZM99 33H100V31H99ZM104 33V32H103ZM138 33V32H137ZM258 33V32H257ZM64 34V33H63ZM81 34V33H80ZM80 34H78V39L76 38L77 37V35H76V37L75 36H73L74 38H76L77 40H78V42L79 43H81L82 41H85L86 40V38L84 37V36H82V35H80ZM85 34V33H84ZM83 34V35H84ZM111 34V33H110ZM116 34H117V32H116ZM127 34H128V32H127ZM141 34V33H140ZM181 33H179V35H180ZM204 34V33H203ZM23 35H25V34H23ZM90 35V34H89ZM88 34H87V36H89ZM100 35V34H99ZM99 35H95L94 34V36H91V40L92 41H95V42H99L101 39L100 38H98V36ZM130 35V34H129ZM44 36V37H43ZM46 36H47V33H46ZM86 36V35H85ZM104 36V35H103ZM103 36H102V40H103ZM132 36H134V35H132ZM176 36V35H175ZM203 36V35H202ZM18 37V38H17ZM21 37V36H20ZM49 37L50 38H52L50 35H49ZM65 37V36H64ZM72 37V38H73ZM135 37V36H134ZM179 37H181V36H179ZM178 37V38H179ZM90 38V37H89ZM108 38V37H107ZM20 39V38H19ZM18 39V40H19ZM23 39H22V42H23ZM48 39V37H46V40ZM64 39V38H63ZM62 39V40H63ZM205 39V40H206ZM217 39V38H216ZM21 40V39H20ZM88 40V39H87ZM120 40V39H119ZM129 40V39H128ZM127 40V41H128ZM136 40H137V38H136ZM204 40V41H205ZM206 40V41H207ZM254 40V39H253ZM258 40H254L255 42L256 41H258ZM50 41H51V39H50ZM50 41H46V42H50ZM146 41H148V40H146ZM215 41V40H214ZM220 41V40H219ZM23 42V43H24ZM44 42H45V40H44ZM66 41H59V40H52L51 41V43L52 44H50L49 46V54H48V56H49V58L48 59H46V61H47V63H51L50 64V68H51V66H53V65H55L56 66V64L58 63V65H59V68H58V70H56L55 71V73H53V78H51V80L50 81H52V79H53V82L54 83H57L58 85L57 86H59L60 87V89H64V90H68V91H75V92H79V93H86V88H84V86H81V84L79 83V82H76L75 83V81H74V83H73V80H74V78H73V69H75L76 71H78L79 69H81L80 67H82V63H84V62H86L85 60L87 59V56H86V58H84L83 57V55H76V56H73L72 58H77V57H79V59L80 60H78V59H76V62H74L73 60V62L76 64L77 63V65H74V68L72 67L73 65L72 64H74L72 61H70V62H72V63H70L71 65H69L71 68H73V69H70V68H68L69 66H65V62H64V60H61V59H65V58H67L66 56L67 55H65V54H62L61 52H64V51H60V48H61V50H62V47H64V46H62V45H65V44H63V43H65ZM76 42V41H75ZM102 42V41H101ZM185 42V41H184ZM216 42V41H215ZM213 43V44H217V43ZM218 42V41H217ZM67 43V42H66ZM74 43V42H73ZM90 43H92L91 41H90ZM89 43V44H90ZM124 43V42H123ZM146 43V42H145ZM210 43H212V42H210ZM209 43V44H210ZM218 43H220V42H218ZM257 43V42H256ZM7 44V45H6ZM22 44V43H21ZM69 44V43H68ZM72 44V43H71ZM83 44V43H82ZM93 44V43H92ZM160 44V43H159ZM176 44V43H175ZM190 44V43H189ZM244 44V43H243ZM25 45V44H24ZM62 47H61V46ZM94 45V44H93ZM92 45V46H93ZM193 45V44H192ZM251 45V44H250ZM249 45V46H250ZM6 46V47H5ZM11 46V47H12ZM18 46V45H17ZM16 46V47H17ZM41 46V47H40ZM39 47L40 48H43V46H45V44L42 46V44L40 45ZM48 46V45H47ZM86 46V45H85ZM136 46V45H135ZM221 46V45H220ZM223 46V45H222ZM221 46V47H222ZM264 46V45H263ZM8 47H9V45H8ZM11 47H9V48H11ZM23 47V46H22ZM35 47V46H34ZM68 47H70V46H68ZM94 47H95V45H94ZM204 47V46H203ZM205 47H206V45H205ZM204 47V48H205ZM208 47V46H207ZM210 47H212V46H210ZM210 47L208 48L209 50H210ZM214 47H216V45H214ZM219 45L216 47V48H214V49H218V50H220L219 48ZM254 47H255V44H254ZM15 48V47H14ZM45 48H47V47H45ZM67 48V46L65 45V49ZM73 48V47H72ZM88 48V47H87ZM93 48V47H92ZM99 48H101V46H99ZM109 48V47H108ZM114 48V47H113ZM112 48V49H113ZM203 48V49H204ZM3 49V50H2ZM19 49V48H18ZM38 49V48H37ZM64 49V48H63ZM75 49H76V46H75ZM89 49V48H88ZM179 49V48H178ZM188 49V48H187ZM193 49V48H192ZM240 49V48H239ZM264 49V48H263ZM263 49H261V50H263ZM24 50V49H23ZM21 51L22 53L25 51L26 52V50H24V51ZM28 50V49H27ZM38 50H40V49H38ZM43 49H41V51H42ZM48 49H46V51H47ZM94 50V49H93ZM99 50V49H98ZM97 50V51H98ZM128 50V49H127ZM195 50V49H194ZM205 50L206 49H204V51L203 52H205ZM211 50H213V49H211ZM9 52V50H6V52ZM20 51V50H19ZM67 51L68 50H66V54H68L67 53ZM78 51V50H77ZM87 51V50H86ZM89 51V50H88ZM135 51V50H134ZM161 51V50H160ZM172 51V50H171ZM184 51V50H183ZM189 51H192V50H190L189 49ZM188 51V52H189ZM238 51V50H237ZM264 51V50H263ZM7 52V53H8ZM35 52V51H34ZM34 52H32V53H34ZM76 52V51H75ZM79 52V51H78ZM187 52V51H186ZM195 52V51H194ZM197 52V51H196ZM211 52H216V51H211ZM218 52V51H217ZM216 52V53H217ZM242 52V51H241ZM259 52H261V51H259ZM258 52V54L257 55H260L259 56V58L257 59V61H258V65H261V68H262V70L264 71V52H262L261 54ZM17 53H19L18 51H17ZM17 53H16V55H17ZM29 53H31L30 52V50H29ZM39 54H40V52H38ZM47 53V52H46ZM80 53V52H79ZM93 53H95V52H93ZM100 53H101V51H100ZM225 53V52H224ZM234 53V52H233ZM250 53V52H249ZM4 54V53H3ZM36 54V53H35ZM73 54H74V51H73ZM81 54V53H80ZM119 54V53H118ZM123 54V53H122ZM133 54V53H132ZM182 54V53H181ZM187 54V53H186ZM252 54V53H251ZM256 54V53H255ZM15 55V54H14ZM41 55H42V53H41ZM40 55V56H41ZM47 55V54H46ZM89 55V54H88ZM121 55V54H120ZM188 55V54H187ZM186 55V56H187ZM221 55H223V54H221ZM32 56H34V55H31L30 54V57H22L23 59L21 60V59H19L20 61H21V63L23 64V65H25L23 68H27V69H30V68H34L33 67V65L34 64H36V58L34 59ZM47 56V57H48ZM65 56V58H63ZM189 56V55H188ZM207 56H208V54H207ZM211 56V55H210ZM219 56V55H218ZM256 56V55H255ZM15 57V56H14ZM19 57V56H18ZM37 57H38V55H37ZM214 57V56H213ZM257 57V56H256ZM4 58H6V57H4ZM17 58V57H16ZM21 58V57H20ZM33 58V59H32ZM45 57H43V59H44ZM71 58V57H70ZM118 58V57H117ZM139 58V57H138ZM180 58V57H179ZM182 58V57H181ZM220 58H222V57H220ZM226 58V57H225ZM224 58V59H225ZM7 59V58H6ZM103 59V58H102ZM217 59V58H216ZM216 59H214V60H216ZM15 60H17V59H15ZM24 60V61H23ZM33 60H34V62L35 63H32L33 62ZM39 60V59H38ZM37 60V61H38ZM61 60V61H60ZM95 60V59H94ZM97 60V59H96ZM99 60V59H98ZM209 60V59H208ZM41 61V60H40ZM63 61V62H62ZM65 61H67V60H65ZM122 61V60H121ZM212 61V60H211ZM222 61H223V59H222ZM250 61V60H249ZM4 62V61H3ZM7 62V61H6ZM16 62V61H15ZM24 62V63H23ZM42 62H43V60H42ZM57 62V63H56ZM68 62H69V60H68ZM89 62V61H88ZM97 62V61H96ZM99 62V61H98ZM213 62V61H212ZM216 62V61H215ZM220 62V61H219ZM246 62V61H245ZM5 63V62H4ZM17 63V62H16ZM56 63V64H55ZM91 63H92V61H91ZM208 63H209V61H208ZM218 63V62H217ZM229 63V62H228ZM253 63V62H252ZM260 63V64H259ZM20 64V63H19ZM39 64H40V62H39ZM85 64V63H84ZM111 64V63H110ZM149 64V63H148ZM210 64V63H209ZM17 65V64H16ZM131 65V64H130ZM129 65V66H130ZM214 65V64H213ZM253 65V64H252ZM255 65V64H254ZM256 65H257V63H256ZM36 66V65H35ZM40 66V65H39ZM84 66V65H83ZM90 66V65H89ZM91 66H92V64H91ZM90 66V67H91ZM101 66V65H100ZM112 66V65H111ZM110 66V67H111ZM209 66V65H208ZM219 66V65H218ZM218 66H216V67H218ZM224 66V65H223ZM238 66V65H237ZM14 67V66H13ZM45 67V66H44ZM43 67V68H44ZM57 67V66H56ZM88 67V66H87ZM89 67V68H90ZM99 67V66H98ZM216 67H215V69H216ZM220 67V66H219ZM253 67V66H252ZM256 67V66H255ZM22 68V67H21ZM77 68V69H76ZM128 68V67H127ZM206 68V67H205ZM224 68V67H223ZM46 69L48 70V67L46 66ZM57 69V68H56ZM83 69H85V67L83 68ZM88 69V68H87ZM211 69H214V68H211ZM219 69V68H218ZM231 69V68H230ZM248 69V68H247ZM251 69H253V68H251ZM250 69V70H251ZM255 69V68H254ZM257 69H258V67H257ZM2 70V69H1ZM31 70V69H30ZM36 70H38V69H36ZM172 70V69H171ZM217 70V69H216ZM237 70V69H236ZM256 70V69H255ZM260 70V69H259ZM81 71V70H80ZM83 71V70H82ZM207 71V70H206ZM208 71H210V70H208ZM213 71V70H212ZM239 71V70H238ZM236 71L237 73H239V72H241V71ZM257 71V70H256ZM261 71V70H260ZM259 71V72H260ZM22 72H24V71H22ZM109 72V71H108ZM139 72H140V76L142 75V78L144 79V78H146V73H145V71H143V69L142 68H139ZM214 72V71H213ZM244 72V71H243ZM252 72H254V71H252ZM15 73V74H14ZM13 74L14 75H12V77L11 76H9V78L7 77H4L3 76V78H2V80H0V85L2 84V85H4V86H7L8 87V85L10 84V83H15V82H20V79H21V76H22V74H21V70H19L17 73L16 72H14ZM41 73V72H40ZM50 73V72H49ZM76 73V72H75ZM78 73V72H77ZM123 73V72H122ZM228 73V72H227ZM245 73V72H244ZM27 74V73H26ZM45 74V73H44ZM57 74H58V76H57ZM104 74V73H103ZM169 74V73H168ZM211 74V73H210ZM209 74V75H210ZM240 74V73H239ZM242 74V73H241ZM238 75V77H233L234 79H235V83L236 84H244V86L246 87V85L245 84H247V83H252L253 84V82H251L253 79V77H252V75ZM250 74H252V73H250ZM261 74H263V73H261ZM47 75V74H46ZM49 75V74H48ZM78 75V74H77ZM92 75V74H91ZM106 75V74H105ZM108 75V74H107ZM213 75V74H212ZM29 76H30V74H29ZM36 76H37V74H36ZM40 76V75H39ZM49 76H51V75H49ZM228 76V75H227ZM254 76H256V75H254ZM26 77V76H25ZM93 77V76H92ZM104 77V76H103ZM214 77V76H213ZM230 77V76H229ZM1 78V77H0ZM40 77H38V79H39ZM44 78V79H43ZM42 78V75H41V79H43V80H45V82H46V80H49L48 78L47 79H45V77H43ZM73 78V79H72ZM107 78V77H106ZM117 78V77H116ZM131 78V77H130ZM231 78V77H230ZM29 82L27 83V85L25 84V86L24 85H20L21 86V90H20V94H21V92H22V94H26V91L28 90V88H34V85H35V83H34V79H37V77L35 78L33 75H31L30 77H29ZM94 79V78H93ZM122 79V78H121ZM216 79V81L218 80L219 81V79H217V78H215ZM255 79V78H254ZM43 80H41V81H43ZM128 80H130V79H127V80H124V82L123 83H121V86H126L127 84H129V82L130 81H128ZM146 81H147V78L145 79ZM211 80H212V78H211ZM211 80H210V82H211ZM221 80V79H220ZM229 80V79H228ZM232 80V79H231ZM39 81V80H38ZM50 81H48L49 83H51ZM118 81V80H117ZM132 81V80H131ZM207 81V80H206ZM221 81H223V80H221ZM209 82V83H210ZM214 83H215V80L213 81ZM245 82H247V83H245ZM17 83L15 84V85H17ZM47 83V82H46ZM207 83V82H206ZM217 83V85H219L218 84V82H216ZM215 83V84H216ZM219 83H220V81H219ZM224 83V85H225V82H223ZM249 83V84H250ZM38 84V83H37ZM43 84V83H42ZM88 84V83H87ZM213 84V83H212ZM215 84H214V86H215ZM249 84H247V85H249ZM51 85V84H50ZM83 85V84H82ZM89 85V84H88ZM220 85H222L223 86V84H220ZM14 86V85H13ZM19 86V85H18ZM114 86V85H113ZM117 86V85H116ZM240 86V85H239ZM243 86V88H244V90H239L240 92H242L241 93V95L238 97V98H236V100L234 101V102H232V103H227L226 101H225V99L224 100H218V101H216V102H214L213 103V110H214V108L215 109H217V108H219V107H223L224 108V110H225V113H224V115H223V117H226V118H229L230 116H234L233 114L234 113H237V114H235L236 115V118H237V115H238V113H239V111L240 110H243V112H241L242 114H240L239 113V117H238V119L236 120L235 119V117L233 118V120L235 119V121H234V123H233V120H232V117L230 118L231 119V122L230 123H233L234 125L233 126H235L236 128H238L239 126V123L241 122L242 123V129H244V135L245 136H243V137H245V140L242 142L241 141V143H240V145H238L237 146V148L235 147V149L236 150H234V149H229L231 152V154L229 155L228 153H227V155H229V156H231L230 158H231V160L233 159V155H234V153H236L237 151H239V152H244V153H248L247 154V156H249L248 158L246 157V159H252V160H258L259 158H261V156H260V152L264 149H261L260 147V149H259V151L257 150V148L255 147H250L249 146V144L250 143H248V142H250V141H252V137H254L255 135H252V134H254L255 132H263L264 133V96L260 99V100H258V97H256L257 95H255V94H252L253 93V91H252V93H251V91H249V88H248V90H247V87L245 88ZM2 87V86H1ZM37 89L39 88L37 85L35 86ZM238 87V86H237ZM241 87V86H240ZM15 88V87H14ZM50 88V87H49ZM55 88V87H54ZM116 88V87H115ZM214 88V87H213ZM215 88L217 89V86H215ZM214 88V90H216ZM251 88V87H250ZM262 88V87H261ZM4 89V88H3ZM35 90L36 92L37 91H39V89L38 90ZM141 89V88H140ZM240 89V88H239ZM263 89V88H262ZM51 90V89H50ZM114 90V89H113ZM130 90V89H129ZM137 90V89H136ZM139 90V89H138ZM25 91V92H24ZM30 91V90H29ZM45 91V90H44ZM88 91V90H87ZM126 91V90H125ZM41 92V90L39 91V93ZM46 92H47V90H46ZM51 93H53V91L51 90L50 91ZM55 92V91H54ZM121 92V91H120ZM127 92V91H126ZM125 92V93H126ZM167 92V91H166ZM214 92V91H213ZM238 92V91H237ZM38 93V92H37ZM67 93V92H66ZM69 94H70V92H68ZM71 93H73V92H71ZM149 93V92H148ZM151 93V92H150ZM168 93H169V91L167 92V94L164 96V100H162L161 98H160V100H161V102H160V100H159V102L158 103H160L161 105L163 104V101H164V104L167 102V101H170L169 103L172 105L173 104V102L171 101L172 100V96L173 95H171V94H169V95H171V100H170V96H168ZM171 93V92H170ZM211 93V92H210ZM233 93H235V92H233ZM24 94V95H25ZM29 94V93H28ZM34 94V93H33ZM47 94H48V92H47ZM47 94L46 93H42V94H37L38 96H36L35 94V96L34 97H32V98H34L35 99V101H33V102H31V101H29L28 100V97L26 98V96H25V98L24 99H22V98H18V99H16V100H14V101H10V103L11 102H13V103H11L12 104V106L13 105H18V108L19 109H15V110H18L17 112H20V113H18V114H16L15 112H12V111H14V110H12L11 112V119H12V121H13V123L15 124L16 123V125H18V127H19V129L22 127L21 125H29V124H31L32 123V121L30 120V115H37L38 113L37 112H41V113H43V115L42 114H38V117L41 115L42 117L44 116V115H47V105L49 104V103H56V104H58L57 106H60V110H61V112H64V111H66V110H69L67 107H65L64 106V100H63V98H62V100L60 99L61 97H59V99H58V97L57 96H55L54 98L55 99H53V98H51V97H48L47 96ZM55 94V93H54ZM146 92L145 93H140V94H136V96H135V98L133 99H131L130 98V101L128 100V102L126 101H124V100H120V101H118V100H116V101H118V102H116V104H115V102H112V104L113 105H115L116 106V111L112 108L113 106H111V108L113 109V112L114 113H117L118 112V115L117 116H114V115H112V114H114L113 112H111L110 113V111H112V110H110L111 108L109 107V105H111V101L109 102L110 104H105L104 103V112L102 113V115L104 114V116H108V118H110V119H108V118H106V119H108L107 121H106V119H105V121H106V123L107 122H109V123H107V124H109L110 126H109V128L107 127L108 125L107 124H105L104 123V125H106V127H107V129H106V131L108 130V132H107V134H109V135H112V136H115L116 138H117V136H118V133L120 132V131H126L127 133H130V135H131V140H130V142H129V146H128V148L129 149H131V152L130 151H128V153L126 154V156L124 155V153L127 151H125L124 153H119L122 157H123V155L125 156V158H123L124 160H134V161H138L139 162V164L137 163V165H139V166H137L136 167V169H142L143 171H145V172H149L150 171V169L155 165V166H157V167H160V168H162V167H165V162H163L162 160H163V158L166 156V157H168L167 156V154L168 153H166L165 152V150H166V148L167 147H165L164 149H163V147H162V150H161V152H157L156 154H157V158H155L154 159V157H152L153 155H152V153L151 154H149V155H152V156H146L145 155V159L144 158H142L144 155L142 154V157L140 156V160H139V157H137L138 155H139V153L138 154H135V148H136V142H138L137 140H136V138H138V137H136L137 135L135 134V130H136V126H135V124H137L136 122H137V119H139V118H137V114H136V111H137V109L138 108H141V107H144V104H146V99L148 100V94H147V97H146ZM216 94V93H215ZM262 94V92L260 93V95ZM62 95V94H61ZM72 95V94H71ZM128 95V94H127ZM206 95V94H205ZM228 95V94H227ZM238 95H239V93H238ZM255 95V96H254ZM60 96V95H59ZM63 96V95H62ZM175 96V95H174ZM236 96V95H235ZM24 97V96H23ZM204 97V96H203ZM221 97V96H220ZM227 97V96H226ZM13 98H14V96H13ZM233 98V97H232ZM235 98V97H234ZM9 99H10V97H9ZM12 99V98H11ZM74 99V98H73ZM91 99V98H90ZM123 99V98H122ZM202 99V98H201ZM70 100V99H69ZM127 100V99H126ZM150 100V99H149ZM148 100V101H149ZM152 100V99H151ZM157 100V101H158ZM174 100V99H173ZM198 100H200L199 99V97H198ZM229 100H233V99H229ZM73 101V100H72ZM202 101H203V99H202ZM202 101H200V102H202ZM71 102V101H70ZM69 102V107H71V103ZM83 102V101H82ZM108 102V101H107ZM153 102V101H152ZM154 102H156V101H154ZM1 103V102H0ZM35 103V104H34ZM48 103V104H47ZM68 103V102H67ZM78 103V102H77ZM85 103V102H84ZM87 103V102H86ZM93 103V102H92ZM168 102H167V104H169ZM73 104V103H72ZM151 106L153 105L152 103H149ZM166 104V105H167ZM170 104H169V106H170ZM175 104V103H174ZM173 104V105H174ZM203 104V103H202ZM10 105V104H9ZM53 105V104H52ZM147 105V104H146ZM156 105V104H155ZM4 106V105H3ZM12 106H10V107H12ZM73 106H75V104H73L72 105V107ZM76 106H77V104H76ZM85 106V105H84ZM87 107H84V109L82 108V110H81V112H80V116H84V115H86V116H84V117H82V118H80V116L78 117L77 116V114H79L78 112L80 111V110H78V112H76L75 111V109L76 108H74V110H73V113H77L76 115H71V114H73V113H71V111L69 112V111H66L67 113H60V119L62 118V121H63V124L61 123L60 124V126H58L59 128H57L58 129V135L61 137V138H63V141H64V143H67L68 141H69V132H71L72 131V133H73V130H69V126L70 125H73V126H78V128H79V134H80V136H79V134L77 133V135L79 136V137H81L80 139L82 140V141H85V142H87L89 145H90V142L89 141H87V139H86V134H87V132L89 131L90 132V130L88 129V125H89V123H88V120H90V115L89 116H87L88 114H90L89 113V108H88V105H86ZM115 106H114V108H115ZM175 107H173V108H175V111H176V104L174 105ZM56 107V106H55ZM77 107H79V105L77 106ZM90 107V106H89ZM94 107H96V106H94ZM148 108H149V105L147 106ZM154 107V106H153ZM179 107V106H178ZM16 108V107H15ZM48 108H50L49 107V105H48ZM65 108H67V109H65ZM80 109H81V107H79ZM87 108H88V110H87ZM97 108H98V104H97ZM101 108V107H100ZM103 108V107H102ZM147 108V109H148ZM157 108V109H156ZM156 108H154V109H156V110H160V109H158V107H156ZM160 108H161V106H160ZM165 108V107H164ZM163 108V109H164ZM169 107H168V105H167V111L165 112V111H163L164 112V114L162 115L161 114V116H163V125L165 124V128H173L174 126H173V124L174 123H176V121L174 122V120H172L171 119V117H170V114L169 113H167L168 112V110H170V109H168ZM171 108V107H170ZM209 108V107H208ZM13 109V108H12ZM96 109V108H95ZM152 109V108H151ZM162 109V110H163ZM172 109V108H171ZM6 110V109H5ZM72 110V109H71ZM77 110V109H76ZM92 110V109H91ZM102 110V109H101ZM110 110V111H109ZM142 110V109H141ZM162 110H161V112H162ZM173 111H174V109H172ZM201 110V109H200ZM202 110H203V112H204V109L202 108ZM201 110V111H202ZM94 111V110H93ZM138 111H140V110H138ZM178 111V110H177ZM217 111H219V110H217ZM88 112V113H87ZM147 112V111H146ZM159 112V111H158ZM185 112V111H184ZM198 112V111H197ZM202 112V113H203ZM216 112V111H215ZM46 113V114H45ZM100 113H101V111H100ZM202 113H199V116H200V114H202ZM5 114V113H4ZM9 114V113H8ZM81 114H83V115H81ZM176 114V113H175ZM217 114H220V113H217ZM48 115H49V113H48ZM100 116V115H99ZM103 116V117H104ZM175 116V115H174ZM218 116H220L221 117V115H218ZM38 117H36V118H38ZM49 117V116H48ZM57 117V116H56ZM89 119H88V118ZM102 117V116H101ZM102 117V118H103ZM36 118H34L35 120H36ZM39 118H41V117H39ZM46 118H47V116H46ZM59 118V117H58ZM137 118V119H136ZM48 119V118H47ZM179 119V118H178ZM205 119V118H204ZM212 119V118H211ZM33 120V119H32ZM57 120H59V119H57ZM140 120V119H139ZM47 121V120H46ZM94 121V120H93ZM150 121V120H149ZM221 121V120H220ZM223 121V120H222ZM230 121V120H229ZM97 122V121H96ZM95 122V123H96ZM146 122H147V120H146ZM191 122V121H190ZM8 123V122H7ZM11 123V122H10ZM12 123V124H13ZM38 124V123H40L41 124V120H40V122H37V120H36V122H34V124ZM49 123V122H48ZM90 123H91V121H90ZM142 123V122H141ZM143 123H144V121H143ZM184 123V122H183ZM186 123V122H185ZM184 123V124H185ZM208 123V122H207ZM214 123H215V121H214ZM51 124H53L52 126H56L57 125V122H56V120H55V122L53 121V122H51ZM145 124V123H144ZM187 124V123H186ZM255 124V125H254ZM7 125H9V124H7ZM15 125V127L13 128L14 130L17 128V126ZM32 125V124H31ZM138 125V124H137ZM149 125H150V123H149ZM151 125H153L152 124V122H151ZM175 125V124H174ZM181 125H183L182 123H181ZM180 125V126H181ZM189 125V124H188ZM192 125V124H191ZM14 125H12V127H13ZM238 126V127H237ZM12 127H10V129L12 128ZM69 127V128H68ZM100 127V126H99ZM104 127V126H103ZM105 127V128H106ZM139 127V126H138ZM183 127V126H182ZM184 127H185V125H184ZM240 127V128H241ZM9 128V127H8ZM75 128H77V127H75ZM165 128H163V129H165ZM1 129V128H0ZM18 129V130H19ZM24 129V128H23ZM72 129H73V127H72ZM213 129V128H212ZM239 129V128H238ZM8 131L7 132H11V131H13L12 129H11V131H9V129H7ZM18 130H15V131H18ZM41 130V129H40ZM75 130V129H74ZM104 130V129H103ZM183 130H184V128H183ZM186 130V129H185ZM195 130H196V128H195ZM235 130H237V129H235ZM19 131H21V129L19 130ZM45 131V130H44ZM92 131V130H91ZM122 131V132H123ZM7 132H5V134L7 133ZM29 132V131H28ZM78 132V131H77ZM105 132V131H104ZM139 132V131H138ZM137 132V133H138ZM176 132V131H175ZM174 132V134L173 135H175V134H177V133H175ZM187 132V131H186ZM257 132V133H258ZM31 133H32V131H31ZM38 133V132H37ZM91 133V132H90ZM101 133V132H100ZM106 133V132H105ZM185 133V132H184ZM188 133H189V131H188ZM212 133V132H211ZM242 133V132H241ZM3 134H4V132H3ZM2 134V135H3ZM11 134V133H10ZM9 134V135H10ZM13 134V133H12ZM41 134V133H40ZM95 134V133H94ZM97 134V133H96ZM217 134H219V133H217ZM236 134V133H235ZM256 134V133H255ZM8 135V134H7ZM8 135V136H9ZM34 135V134H33ZM92 135V134H91ZM164 135V134H163ZM179 135H180V133H179ZM179 135H177V136H179ZM209 135H210V133H209ZM220 135V134H219ZM25 136V135H24ZM23 136V137H24ZM76 136V135H75ZM108 136V135H107ZM112 136H110V137H112ZM164 136H166V134L164 135ZM263 136V135H262ZM9 137H11V136H9ZM8 137V138H9ZM31 137V136H30ZM56 137V136H55ZM54 137V138H55ZM58 137V136H57ZM74 137V136H73ZM129 137V136H128ZM140 137V136H139ZM172 137V136H171ZM5 138H6V136H5ZM14 138V137H13ZM35 138H36V136H35ZM47 138V137H46ZM49 138V137H48ZM91 138V137H90ZM113 138V137H112ZM111 138V140L112 141H114V139H112ZM173 138H175V137H173ZM179 138V137H178ZM256 138V137H255ZM262 138V137H261ZM0 139H1V137H0ZM3 140H4V137L2 138ZM7 139V138H6ZM5 139V140H6ZM94 139V138H93ZM106 139V138H105ZM166 139V138H165ZM171 139V138H170ZM202 139V138H201ZM208 139V138H207ZM237 139V138H236ZM8 140V139H7ZM52 140H53V138H52ZM89 140V139H88ZM98 140V139H97ZM174 140V139H173ZM195 140V139H194ZM215 140V139H214ZM242 140V139H241ZM262 140H264V137L262 138ZM11 141V140H10ZM45 141H46V139H45ZM47 141H49V139H47ZM47 141H46V143H47ZM111 141V142H112ZM116 141V140H115ZM114 141V142H115ZM172 141V140H171ZM209 141V140H208ZM213 141V140H212ZM228 141V140H227ZM230 141V140H229ZM259 141H261V140H259ZM4 142V144H7L8 142H6V141H3ZM6 142V143H5ZM106 142V141H105ZM177 142V141H176ZM240 142V141H239ZM254 142V141H253ZM258 142V141H257ZM264 142V141H263ZM1 143V142H0ZM11 143V142H10ZM50 143V142H49ZM80 143H81V141H80ZM84 143V142H83ZM82 143V144H83ZM117 143V142H116ZM127 143V142H126ZM232 143V142H231ZM261 143H262V141H261ZM3 144V143H2ZM88 144H87V146H88ZM97 143H95V144H93L92 142H91V145H92V147H91V145L89 146V147H91V148H95L97 145H99V144H97ZM105 144V143H104ZM109 144V143H108ZM112 144V143H111ZM208 144V143H207ZM223 144V143H222ZM221 144V145H222ZM236 144V143H235ZM252 144V143H251ZM257 144V143H256ZM255 144V145H256ZM95 147H94V146ZM192 145V144H191ZM263 145V144H262ZM41 146V145H40ZM66 146V145H65ZM148 146V145H147ZM199 146V145H198ZM216 146V145H215ZM225 146H227V145H225ZM233 146H235V145H233ZM259 146H261V145H259ZM3 147V146H2ZM4 147H6L5 149H3V150H9V145H8V147H7V145L6 146H4ZM14 147V146H13ZM89 147H87V148H89ZM122 147V146H121ZM144 147V146H143ZM217 147H219V146H217ZM16 148V147H15ZM19 148V147H18ZM45 148V147H44ZM64 148V147H63ZM77 148V147H76ZM103 148V147H102ZM140 148V147H139ZM13 148H11L10 147V150H12ZM35 149V148H34ZM79 149H81V148H79ZM83 149H84V147H83ZM82 149V150H83ZM97 149V148H96ZM96 149H93V151L91 152V157H93L92 159L93 160H88V158L89 157H87V155H89L88 153H87V155L85 154L86 152H88L87 150H86V152L85 153H83V151H82V153L83 154H85V157H87L86 159L84 158V156L82 155H80L81 157H83L82 159H83V161L82 162H84L85 164H87V163H89V168L87 169L88 170V172H89V174H88V172H87V170H85L84 168V170H85V172H87V173H85V175L86 174H88V175H86L87 176V178L86 177H84L85 175L83 174L82 176L83 177H80V176H77L76 175V179H74V177H73V175H74V173H75V171H77L76 169L74 170V168H70V167H68V168H70V170H69V172L67 173V174H65V175H67L66 177H67V180L69 179V182L71 181V180H73V181H71L72 182V184L73 185H75L74 183H76L77 185V187L75 188L74 186H73V188H70V189H72V190H70L71 192H69V190H68V193H70V194H72L71 196H69V197H67L69 194H67L66 192V190H65V192H64V194H62L61 193V195L60 196H57V194H56V196H55V194L53 195V193H52V195H50V194H48V195H44L45 196V203L43 202V204H42V202H40V203H37V205L35 206L36 208V210H38V212H37V214H35L36 213V211H33V215L32 214H30V215H32L34 218L38 215L39 217L37 218V220L35 221L34 219V221L32 220L31 221V219H25V220H23L21 223H23V225H24V227L26 228V230H25V232H23V233H18L17 234V236L19 237V235H20V240H21V237H24V238H22V239H24V240H26L25 238H29V237H32L33 238V236L32 235H34V234H36V232L33 234V233H31V232H27V231H29V230H27V229H31V228H35V229H38V230H40V231H42V232H44V233H48L49 234V236L51 237V238H49L50 239V241L51 240H53V245H50V246H52V250L50 249V247H47V246H44L43 248H40L41 250H40V252L37 254L38 256H36V258L40 261V259H42V253H44V251H46V249H48L49 248V252H51L52 251V253L54 254H58L59 256H60V254H59V251H60V253L62 254V250H63V252L64 251H67V253H68V255H65L66 257L64 258V259H66V261H70L71 260V258H73V260H75L76 258L78 259V260H80L79 262L80 263H77V264H107V263H112V264H132V263H134V262H136L137 264H144V261L145 260H149L148 258L149 257H151L150 259L151 260H153V258H154V256L152 257V255H158V258H161L162 257V262H160L161 264H258L257 262L259 261L258 259H259V257H261V254L263 253L264 254V241L262 242H260L259 243V247L258 248H256V247H254L251 243L253 242H249L248 244H247V242H246V245L245 244H243L242 246H241V248L239 249V250H241V253L239 252V251H237L238 252V254H239V256L238 255H234V258H232L233 260H227L228 259V256H227V258H225V256L222 254L223 252H221L223 249V247L221 248V247H219V245L217 244L220 240H221V236L219 235V233H216L215 232V230L217 229V227L218 226H220V228L222 229V230H225L226 232L228 231L229 232V230L231 231L232 229H234V227L235 226H240V227H242V228H248V230L250 231V234H252L251 235V237L254 235L255 236V233L257 232V230H258V228H257V226L255 227V226H253V225H251V220L253 221V219L254 220H257L256 219V216H257V218H259V215H257V213H256V211L254 210V213L252 212V214H251V212L250 213H248L249 215H246V214H243V215H238L237 213L239 212H243V207L240 205V202L238 203V205L236 204V207H235V209L237 210H234V212L233 213H230L229 214V212H227V216H224V218H222L221 217V212H223L225 209H223L222 208V206H223V204L222 203H224V201L222 202V199H220L221 197H223V193H221V189H222V186L220 185V183H219V180H220V178H219V180L218 179H216V180H214L213 182H214V188H215V190H216V192L218 193V191H219V193L217 194V197H215V196H213L212 194H211V192H212V190H207L205 187V197L203 196V201L205 200L206 201V204L204 203V205L206 206V205H208L209 207H210V209H211V211H210V213L211 214H209V215H207V218H205L206 220H203V219H201V220H198L199 218H196V210H190V209H192V208H189V207H187V208H189L188 210L189 211H191L190 213H189V211H188V214H190V216H189V221L183 226V227H180V228H171L170 227V223L167 221L168 219L166 218V217H164V216H160L159 215V213H158V211H160L159 210V208L157 209L156 207H145L146 208V211L144 212L145 214L143 215L142 214V211L140 210V211H138L137 210V212L135 213V216H137L138 215V217H139V215H141V217L143 218H147V220H149L148 222H149V226H147V228H145V229H143L144 231H147V233H146V235H145V233H143L144 234V236H142V235H140V234H138V233H135V232H127L126 231V229H123V226H122V224L118 221V219H117V215H116V218L114 217L113 219L111 218V216L109 215V218H107V217H105L104 216V218H102V216H103V213H105V212H107L108 211V208H107V205H106V203L108 204V201L107 200H102V203H100V202H98V203H100V205H99V207L97 208L96 207V209L97 210H91L90 209V207H92V206H89L90 204H92V205H95L94 204V198L92 199V194L90 195V193H92V192H90V191H93V189L94 188H96V187H98L99 189H102V190H104L105 189V191H106V193H107V191L108 190H106L107 189V187L109 186V187H111V190H109L108 192L109 193H111L112 195L110 196V198L108 199L109 200V202L110 203H112V204H114L115 206H117V208H116V211H118V210H120L119 209V207H122L123 205H124V202H125V199L127 200V198H125V196L127 197V195L125 194V191L129 188V184H128V182L130 181V179H128V178H131V175H133V176H135L134 174H132L131 172H134V170H135V168H132V169H129V171H128V173H126V174H124V176L123 177H121L120 176V174H118L119 176H118V178H119V181H117V180H115L116 178L115 177H117V176H113L112 178L113 179H110V180H114V181H112V183L109 185V182H108V180H107V178H106V176H105V172H107L106 171V168H108V163L110 164V162H111V164H112V161L111 160H115V161H117L118 159V156H120L119 154L117 155V153H118V151H119V149H118V151H117V153L116 154H113L112 155V151H111V157L109 158H107V157H105V158H107L108 160L107 161H105L106 163H104V160H103V158H101V156L99 157V155L97 154V152H96ZM108 149V148H107ZM125 149V148H124ZM128 149V150H129ZM143 149V148H142ZM145 149V152H146V148H144ZM143 149V150H144ZM147 149H148V147H147ZM153 149V148H152ZM178 149V148H177ZM200 149V148H199ZM90 150V149H89ZM92 150V149H91ZM90 150V151H91ZM175 150V149H174ZM1 151V150H0ZM13 151H16V149H14ZM36 151V150H35ZM49 151V150H48ZM52 151H53V149H52ZM65 151V150H64ZM63 151V152H64ZM74 151H79L78 149L76 150H74ZM80 151V152H81ZM89 151V152H90ZM98 152H100L99 150H97ZM121 151V150H120ZM148 151V150H147ZM153 151V150H152ZM157 151V150H156ZM171 151H173V150H171ZM201 151H203V150H201ZM1 152H4V151H1ZM73 152V151H72ZM123 152V151H122ZM204 152V151H203ZM207 152V151H206ZM220 152V151H219ZM228 152V151H227ZM5 153V152H4ZM14 153V152H13ZM17 153V152H16ZM58 153V152H57ZM75 154H77L76 152H74ZM81 153V154H82ZM106 153V152H105ZM137 153V152H136ZM173 153V152H172ZM180 153V152H179ZM200 154H202L201 152H199ZM19 154H20V152H19ZM80 154V153H79ZM78 154V155H79ZM93 154H94V156H93ZM123 154V155H122ZM147 154V153H146ZM174 154H176V153H174ZM174 154H172V155H174ZM178 154V153H177ZM206 154V153H205ZM213 154V153H212ZM237 154V153H236ZM262 154V153H261ZM3 155V154H2ZM6 155V154H5ZM35 155H37V154H35ZM35 155H34V157H35ZM44 155V154H43ZM49 155V154H48ZM204 155V154H203ZM202 155V156H203ZM4 156V155H3ZM54 156H57V157H59V158H61V156H60V154L59 155H54ZM120 156V157H121ZM6 157V156H5ZM146 157H149L148 158V164H143L142 162H140L141 161V158L142 159H144V160H147L146 159ZM185 157H187V156H185ZM2 158H4V157H0V159H2ZM25 158V157H24ZM23 158V159H24ZM50 158V157H49ZM52 158H54V157H52ZM104 158V159H105ZM200 158V157H199ZM7 159V158H6ZM6 159H4V160H6ZM9 159V158H8ZM27 159V158H26ZM35 159L36 160H39L38 162H36L35 163V165H33V167L32 166H30V165H27L28 167L30 166V167H32V168H29V169H32L33 171H35L36 173H38V172H45V174L46 173H53L54 171L51 169V166H48L47 164H49V162H48V160L47 161H45V157H44V159L42 158V157H40L39 159H38V156H36L35 157ZM62 159V158H61ZM67 159V158H66ZM71 159V158H70ZM82 159H80V160H82ZM120 159V158H119ZM239 159V158H238ZM40 160H43L44 162H46V164H42V165H40ZM63 160H64V158H63ZM152 162H150V161ZM203 160V159H202ZM230 160V159H229ZM234 160V159H233ZM263 160H264V157H263ZM262 160V161H263ZM23 161V160H22ZM50 161V160H49ZM56 161V160H55ZM115 161H114V163H115ZM122 161V160H121ZM165 161V160H164ZM236 161V160H235ZM259 161H260V159H259ZM50 162H52V161H50ZM54 162V161H53ZM58 162V161H57ZM63 162V161H62ZM65 162H66V160H65ZM68 162V161H67ZM81 162V163H82ZM133 162V161H132ZM149 162H150V164H149ZM264 162V161H263ZM60 163V162H59ZM120 163V162H119ZM126 163V162H125ZM167 163V162H166ZM233 163V162H232ZM260 163V162H259ZM262 163V162H261ZM260 163V165H258L257 164V166H254V168L253 169H251V170H249V171H244V167L246 166V165H244V163L242 162V161H239L238 160V162L236 161L235 162V164H236V168H234L235 167V165L234 164H232V165H234L233 166V168L236 170V172H237V174H240L239 175V179L241 178V179H244V182H245V184H244V186L246 187H251L250 188V190H252V191H256L257 193L259 192V193H261V195L260 196H264V190H263V186L261 187V189H259V183H262V181L260 182V180H259V182L257 183V179L258 178H262V177H264V172H262L263 171V169H264V164L262 163L261 164ZM15 164V163H14ZM51 164V163H50ZM49 164V165H50ZM72 164V163H71ZM78 164V163H77ZM172 164H174V162L172 163ZM183 164V163H182ZM6 165V164H5ZM84 165V164H83ZM88 165V164H87ZM120 165V164H119ZM189 165V164H188ZM214 165V164H213ZM230 165H231V163H230ZM63 166V165H62ZM73 166H74V164H73ZM72 166V167H73ZM86 166V165H85ZM167 166V165H166ZM178 166H180V164L179 165H177L176 167V169H174L175 170V172L177 171L178 172V168L180 169V167H178ZM186 166H187V164H186ZM185 166V167H186ZM0 167H1V165H0ZM7 167V166H6ZM59 167V166H58ZM82 167H84V166H82ZM189 167V166H188ZM191 167H193V166H191ZM214 167V166H213ZM247 167V166H246ZM1 168H3V165H2V167ZM8 168V167H7ZM67 168V169H68ZM75 168H78V166L76 165V167ZM80 166H79V168H78V170H79V173H81L80 172ZM156 168V167H155ZM197 168V167H196ZM195 168V169H196ZM62 169V168H61ZM60 169V170H61ZM64 169V168H63ZM71 169H73V170H71ZM183 169V168H182ZM186 169H188V168H186ZM210 169H212V168H210ZM226 169V168H225ZM229 169V168H228ZM2 170V169H1ZM11 170V169H10ZM58 170V169H57ZM84 170H82V171H84ZM122 170V169H121ZM152 170V169H151ZM198 170V169H197ZM6 171H8V170H6ZM53 171V172H52ZM64 171V170H63ZM104 173H103V172ZM124 171V170H123ZM142 171V172H143ZM172 171V170H171ZM185 171H187V170H185ZM193 172H191L190 171V173L191 174H193L194 172H195V174H197L198 175V173H197V171H194V170H192ZM209 171V170H208ZM228 171V170H227ZM25 172V171H24ZM23 172V173H24ZM42 172V173H43ZM60 172V171H59ZM78 172V171H77ZM77 172L75 173V174H77ZM102 172V173H101ZM125 172V171H124ZM176 172V173H177ZM182 172H183V170H182ZM188 172V171H187ZM186 172V173H187ZM235 172V171H234ZM5 173V172H4ZM42 173H39V176L38 175H32L33 176V180H32V184H34V183H37V181L40 179L39 177H40V174H42ZM176 173H175V175H176ZM179 173H181V170L179 171ZM7 174V173H6ZM18 174L20 175V176H23L22 175V173L20 172V171H18ZM30 174V173H29ZM55 174V173H54ZM73 174V175H72ZM116 174V175H117ZM140 174H141V171H140ZM182 174V173H181ZM189 174V173H188ZM187 174V175H188ZM201 174V173H200ZM0 175H2L1 174V172H0ZM53 175V174H52ZM122 175V174H121ZM202 175V174H201ZM220 175V174H219ZM236 175V174H235ZM24 176H26V177H28V175H27V173H26V175L24 174ZM57 176V175H56ZM60 176V175H59ZM108 176L110 177V175L108 174ZM139 176V175H138ZM162 176V175H161ZM173 176V175H172ZM177 176V175H176ZM223 176V175H222ZM1 177V176H0ZM48 177V176H47ZM64 177V176H63ZM120 177L122 178V180H123V183H121L122 182V180H120ZM137 177V176H136ZM141 177V176H140ZM202 177V176H201ZM216 177V176H215ZM233 177H235V176H233ZM29 178V177H28ZM45 178V177H44ZM70 178H73V179H71L70 180ZM154 178V177H153ZM156 178V177H155ZM179 178V177H178ZM195 178V177H194ZM198 178H200V175H199V177ZM224 178H226V177H224ZM223 178V179H224ZM238 178V177H237ZM1 179H2V177H1ZM27 179V178H26ZM30 179V178H29ZM66 179V178H65ZM150 179V178H149ZM174 179V178H173ZM180 180H181V178H179ZM197 179V178H196ZM201 179V178H200ZM203 179V178H202ZM201 179V180H202ZM211 179V178H210ZM230 179V178H229ZM228 179V180H229ZM263 179V178H262ZM127 180H129V181H127ZM132 180V179H131ZM151 180V179H150ZM180 180H178V182L180 181ZM187 180V179H186ZM201 180H200V182H201ZM232 180V179H231ZM13 181V180H12ZM136 181V180H135ZM177 181V180H176ZM176 181H175V183H176ZM196 181V180H195ZM199 181V180H198ZM222 181V180H221ZM67 182V181H66ZM117 182H119V183H117ZM137 182V181H136ZM146 182V181H145ZM192 182H194V179H193V181ZM231 182V181H230ZM21 183H23V182H21ZM64 183V182H63ZM187 183V182H186ZM195 183V182H194ZM197 183L198 182H196V184L195 185H197ZM202 183V182H201ZM200 183V184H201ZM232 183H234L233 182V180H232ZM264 183V182H263ZM2 184V183H1ZM71 184V185H72ZM147 184V186L149 187V186H151L152 184L149 182V183H146ZM177 184V183H176ZM181 184V183H180ZM179 183H178V185H180ZM188 184V183H187ZM187 184H186V186H187ZM191 184V183H190ZM190 184L188 185V186H190ZM193 184V183H192ZM192 184H191V186H192ZM199 184V183H198ZM25 184H23V186H24ZM178 185H177V187H178ZM243 185V184H242ZM241 185V186H242ZM32 185H28L27 187H26V189L28 190H32L33 191V189H34V186H33V188L31 187ZM144 186H145V184H144ZM152 186H157V185H152ZM151 186V188H153ZM170 186H171V184H170ZM169 185L167 186V187H170ZM176 186V185H175ZM174 186V183L172 184V188H169V189H167V190H170V191H168V192H166L169 196H170V198H168V200L170 201V204L168 203V201H167V204H169L171 207H168V208H170L171 210H169V211H171L170 212V214L171 215H173L174 213V211L175 210H177L178 208H177V206H178V201H179V197H183V196H180V193H179V197L176 195V193L177 192H174V189H176L177 190V188ZM185 186V185H184ZM203 186L204 185H202V189H203ZM212 186V185H211ZM53 187V186H52ZM51 187V188H52ZM70 187H72V186H70ZM194 187V186H193ZM198 187H200V186H198ZM227 187V186H226ZM233 187V186H232ZM22 188V187H21ZM20 188V189H21ZM25 188V187H24ZM45 188V187H44ZM61 188V187H60ZM75 188V189H74ZM162 188V187H161ZM211 188V187H210ZM209 188V189H210ZM239 188V187H238ZM19 189V188H18ZM63 189V188H62ZM65 189V188H64ZM68 189V188H67ZM74 189V190H73ZM142 189V188H141ZM156 189H160L159 187L158 188H156ZM155 189V190H156ZM163 189V188H162ZM179 189V188H178ZM202 189H200V190H202ZM240 189L241 188H239V190H238V193L240 194ZM243 189V188H242ZM241 189V190H242ZM249 189V188H248ZM26 190V191H27ZM53 190V189H52ZM51 190V191H52ZM58 190V189H57ZM148 190V189H147ZM163 190H166L165 188L163 189ZM175 190V191H176ZM204 190V189H203ZM249 190V191H250ZM22 191V190H21ZM23 191H24V189H23ZM34 191H35V189H34ZM57 192L56 191V189H54L53 190V192ZM64 191V190H63ZM96 190H94L93 192H95ZM158 190H156V192H157ZM98 192V191H97ZM100 192H102L101 190H100ZM155 192V193H156ZM162 192V191H161ZM173 192L175 193L174 195H173ZM199 192V191H198ZM202 191H200L199 193H201ZM215 192V193H216ZM224 192V191H223ZM235 192V191H234ZM255 192V193H256ZM148 193V192H147ZM164 193H165V191H164ZM163 193V194H164ZM182 193V192H181ZM250 193V192H249ZM5 194V193H4ZM23 194H24V192H23ZM33 194V193H32ZM38 194V193H37ZM154 194V193H153ZM158 194V193H157ZM166 194V197L168 196ZM214 194V193H213ZM227 194V193H226ZM251 194V193H250ZM1 195H3V194H1ZM26 195V197L28 196V193H26L25 194ZM41 195H43V194H41ZM58 195H59V193H58ZM156 195V194H155ZM159 196L161 195V196H164V195H162V193L160 194H158ZM199 195V194H198ZM201 195V197H202V194H200ZM218 195H220L219 197H218ZM224 195H225V193H224ZM249 195V194H248ZM248 195H247V197H248ZM252 195V194H251ZM37 196V195H36ZM43 196V197H44ZM168 196V197H169ZM186 196V195H185ZM259 196V197H260ZM2 197H4V196H2ZM31 197V196H30ZM43 197H42V199H43ZM58 197V198H57ZM235 197V196H234ZM242 197V196H241ZM249 197H251V196H249ZM248 197V198H249ZM32 198V197H31ZM39 198V197H38ZM79 198H81V200H83V199H86V201L84 200V203H82V202H80V200H79ZM83 198V199H82ZM96 198V197H95ZM159 198V197H158ZM188 198V197H187ZM186 198V199H187ZM243 198V197H242ZM248 198H247V200H248ZM253 198H255V197H253ZM0 203L2 204V199L5 201V199L4 198H1L0 197ZM14 199V198H13ZM12 199V200H13ZM18 199H19V197H18ZM105 199H107V198H105ZM154 199L156 200V198L154 197ZM153 199V200H154ZM161 199H163V198H161ZM167 199V198H166ZM183 199H185L184 197H183ZM185 199V200H186ZM233 199V198H232ZM249 199H252V198H249ZM259 199V198H258ZM8 200V199H7ZM93 200V201H92ZM100 200V199H99ZM150 200V199H149ZM164 200V199H163ZM182 200V199H181ZM180 200V203L182 202ZM226 200H228V199H226ZM261 200H263V197H261ZM32 201H33V198H32ZM37 202V200H34V202ZM43 201V200H42ZM90 201H91V203H90ZM97 198H96V200H95V203H96V206H97ZM101 201V200H100ZM104 201V202H103ZM186 201H188V200H186ZM204 201V202H205ZM244 201V200H243ZM249 201V200H248ZM259 201H260V199H259ZM24 202V201H23ZM93 202V203H92ZM127 202V201H126ZM185 202V201H184ZM189 202V201H188ZM227 202V201H226ZM241 202H242V200H241ZM251 202V201H250ZM253 202V201H252ZM251 202V203H252ZM255 203L257 202L258 204H259V202L257 201V199H256V201H254ZM263 203H260L259 205H261V206H263L262 207V210H263V208H264V201H262ZM12 203H14V202H12ZM86 203V204H85ZM129 203V202H128ZM134 203V202H133ZM133 203H131V205H130V207L132 208V206L134 205ZM153 203V202H152ZM183 203V202H182ZM191 203V202H190ZM235 203V202H234ZM242 203H244V202H242ZM254 203V204H255ZM1 204H0V212L2 211L1 210ZM112 204H111V206H112ZM140 204V203H139ZM138 203H136V205H135V209H138L137 207L138 206H140ZM166 204V205H167ZM21 205H23V204H21ZM110 205V204H109ZM113 205V206H114ZM144 205V204H143ZM168 205V206H169ZM256 205V204H255ZM125 206V205H124ZM123 206V207H124ZM127 206V205H126ZM185 206H186V204H185ZM188 206V205H187ZM224 206H225V204H224ZM235 206V205H234ZM257 206V205H256ZM123 207H122V209H123ZM159 207V206H158ZM161 207V206H160ZM192 207H193V205H192ZM207 207V206H206ZM226 207V206H225ZM224 207V208H225ZM229 207V206H228ZM8 208V207H7ZM22 208H23V206H22ZM34 208V207H33ZM93 208H95L94 206H93ZM128 208V207H127ZM126 208V209H127ZM156 208V209H155ZM177 208V209H176ZM208 208V207H207ZM253 208V207H252ZM3 209V208H2ZM115 209V208H114ZM121 209V210H122ZM124 209H125V207H124ZM129 209V208H128ZM163 209V208H162ZM196 209V208H195ZM206 209V208H205ZM227 209V208H226ZM254 209V208H253ZM257 209V208H256ZM8 210V209H7ZM91 210V211H90ZM111 210V209H110ZM168 210V209H167ZM209 210V209H208ZM222 210V211H221ZM249 210V209H248ZM260 210V209H259ZM262 210H261V212H262ZM45 211H46V213H45ZM126 211V210H125ZM232 211V210H231ZM236 211V212H235ZM6 213H7V211H5ZM11 212V211H10ZM9 212V213H10ZM13 212H14V210H13ZM22 212V211H21ZM112 212H115V211H112ZM120 212V211H119ZM122 212H123V210H122ZM164 212V211H163ZM166 212V211H165ZM225 213H226V211H224ZM223 212V213H224ZM258 212V211H257ZM264 212V211H263ZM26 213H28V216H29V213L30 212H26ZM47 213H52V216L51 217H49V214H47ZM64 213H65V215H64ZM111 213V212H110ZM126 213H128V212H126ZM130 213V212H129ZM198 213V212H197ZM11 214V216L12 215H14V214H12V212L10 213ZM186 214V213H185ZM196 214V215H195ZM264 214V213H263ZM16 215V214H15ZM14 215V216H15ZM120 215V214H119ZM118 215V216H119ZM167 214H165V216H166ZM10 216V215H9ZM27 216V215H26ZM124 216V215H123ZM185 216V215H184ZM261 216V215H260ZM19 217V216H18ZM23 217V216H22ZM132 217V216H131ZM171 217V216H170ZM173 217V216H172ZM199 217V216H198ZM201 217V216H200ZM3 218V217H2ZM1 218V219H2ZM5 218V217H4ZM17 218V217H16ZM130 218V217H129ZM167 220H166V219ZM169 218V217H168ZM0 219V220H1ZM7 219V218H6ZM11 219V218H10ZM140 219V218H139ZM170 219V218H169ZM185 219V218H184ZM56 220H58L60 223L63 221V220H65L64 221V223H66V221L68 220V223L70 222V223H72V225H74V229H72V230H68V228H63V226L61 227L60 225L61 224H59L58 225V223H57V225H55L54 223H55V221ZM130 220V219H129ZM131 220H132V218H131ZM144 220V219H143ZM171 220V219H170ZM8 221V220H7ZM6 221V222H7ZM45 221H47V223L45 222ZM177 221H178V219H177ZM259 221H260V223H258L259 225V227L260 226H264V218H263V216L262 217H260L259 218ZM1 222V221H0ZM9 222V221H8ZM12 222V221H11ZM131 222V221H130ZM192 222V223H191ZM44 223H46V225L49 223V225H51V227H48V228H45V224ZM63 223V222H62ZM208 223H210V224H213L212 226H215L216 228H215V230L211 227V230H214V231H211V230H208L209 229V227H208V229H207V224ZM239 223H241L240 225H238ZM83 224V225H82ZM170 224V225H169ZM200 224H203L205 227L203 228ZM9 225H10V223H9ZM16 225V224H15ZM55 225V226H54ZM183 225V224H182ZM218 225V226H217ZM82 226V227H81ZM124 226H126V225H124ZM5 227V226H4ZM8 227V226H7ZM22 227V226H21ZM47 227V226H46ZM58 227V228H57ZM67 227H68V225H67ZM71 227H73V226H71ZM130 227V226H129ZM137 227V226H136ZM179 227V226H178ZM199 227H200V229L201 228H203V232H200L201 234H199L198 233V231H196L197 229H199ZM239 227V228H240ZM53 228V229H52ZM58 229V230H56V229ZM63 228V229H62ZM133 228H135V227H133ZM241 228V229H242ZM129 229V228H128ZM2 230V229H1ZM0 230V231H1ZM7 230V229H6ZM9 230V229H8ZM56 230V231H55ZM129 230H131V228L129 229ZM134 230V229H133ZM136 230H139V229H136ZM22 231V230H21ZM31 231V230H30ZM225 231H223V232H225ZM234 231V230H233ZM235 231H236V229H235ZM237 231H239V230H237ZM236 231V232H237ZM1 232H3V231H1ZM12 232H14V231H11V233ZM16 232H18L17 230H16ZM20 232V231H19ZM41 232V233H42ZM101 232H103L104 233V235H106L107 237H108V242H107V245L105 246V247H102L100 244H102V241H104L103 239L101 240V236H98ZM225 232V233H226ZM227 232V233H228ZM240 232V231H239ZM238 232V233H239ZM39 233V232H38ZM44 233H43V235H44ZM102 233V234H103ZM115 233H119V235H123L122 237H118V236H116L115 235ZM226 233V234H227ZM2 234H4V233H2ZM1 234V236H3ZM13 235H15L14 233H12ZM228 234H230V233H228ZM227 234V235H228ZM6 235V234H5ZM9 235V234H8ZM13 235H11L12 237H13ZM38 235V234H37ZM40 233H39V237H40ZM219 235V236H218ZM222 235H224V234H222ZM227 235H224L226 238H227ZM0 236V237H1ZM17 236H15L16 238H12V239H9L8 237V239H9V241L7 242V246H5V249H7L8 248V250H9V248L11 249V248H18L19 246H20V240H19V238L17 237ZM48 236V235H47ZM96 236H98V237H100V239H97L96 238ZM229 236V235H228ZM239 236H240V234H239ZM253 236V237H254ZM262 236V235H261ZM257 237V236H256ZM260 237V236H259ZM105 238V237H104ZM146 238V240H144ZM7 239V240H8ZM48 239V240H49ZM94 239L95 240H97V241H94ZM24 240H22V241H24ZM28 240V239H27ZM26 240V241H27ZM37 240V239H36ZM46 240V239H45ZM222 240H223V238H222ZM221 240V241H222ZM251 240V239H250ZM261 240V239H260ZM263 240V239H262ZM33 241V240H32ZM41 241V240H40ZM106 241H107V238H106ZM142 241L144 242V246H145V248H146V254L144 255V256H141V257H139V258H136V257H134V255H135V253L137 252V250L138 249H140L139 247H141V243H142ZM226 241V240H225ZM28 242H29V240H28ZM52 242V241H51ZM242 242V241H241ZM22 243V242H21ZM42 243V242H41ZM46 243H47V240H46ZM104 243V242H103ZM27 244V243H26ZM29 244V243H28ZM27 244V245H28ZM104 244H106V243H104ZM257 244V243H256ZM256 244H255V246H256ZM4 245H6V244H4ZM43 245V244H42ZM31 246V245H30ZM36 247V246H35ZM42 247V246H41ZM71 247V248H70ZM227 247V246H226ZM13 248V249H14ZM142 248L144 249V247H143V245H142ZM238 248H239V246H238ZM237 248V249H238ZM1 249V248H0ZM13 249H11V250H13ZM65 249V250H64ZM235 249V248H234ZM2 250V249H1ZM0 250V251H1ZM26 250V249H25ZM110 250H112V255L111 256H109L108 254H107V252H110L111 253V251ZM169 250H171V252L174 254V256H170V260H168L167 258V261H163V259L165 258V256H167V257H169L168 255L169 254H171V253H169L168 254V251ZM233 250V249H232ZM3 251H4V249H3ZM10 251V250H9ZM133 252V253H132ZM2 252H0V254H1ZM4 253V252H3ZM29 253V252H28ZM36 253V252H35ZM66 253V254H67ZM115 253V254H114ZM24 255L23 256H26V258L28 257L27 256V253L25 254V252L23 253ZM54 254V255H55ZM226 254V253H225ZM17 255V254H16ZM29 255V254H28ZM44 255V254H43ZM54 255H53V257H54ZM57 255V256H58ZM49 257H50V255H48ZM56 256V255H55ZM56 256V257H57ZM62 256H64V253H63V255ZM61 256V257H62ZM12 257V256H11ZM48 257V258H49ZM60 257V258H61ZM136 258V259H134V258ZM164 257V258H163ZM231 257V256H230ZM229 257V258H230ZM32 258V257H31ZM34 258V257H33ZM60 258H59V260H60ZM75 258V259H74ZM35 259V258H34ZM37 259H36V261H37ZM156 259V264H159V263H157V261H159V259L157 260V257L155 258ZM154 259V260H155ZM28 260V259H27ZM29 260H30V263L29 262H27L28 264H36V261L34 260V262H32V260L33 259H30V257H29ZM73 260H71V261H73ZM47 261V260H46ZM61 261H63V260H61ZM61 261H59L58 262V259L57 258H55L54 257V259L53 258H51V260H49V262H48V264L50 263V264H58V263H60ZM74 262V261H73ZM262 262V261H261ZM14 263V262H13ZM16 263V262H15ZM46 264H47V262H45ZM45 263H43V264H45ZM70 263V262H69ZM109 263V264H110ZM145 263H147L146 261H145ZM154 263V264H155ZM19 264V263H18ZM38 264V263H37ZM40 264V263H39ZM60 264H63V262L62 263H60ZM64 264H65V261H64ZM67 264V263H66Z\"/></svg>","mask_w":264,"mask_h":264}]
</instances>
